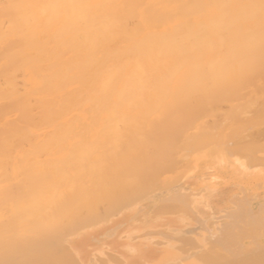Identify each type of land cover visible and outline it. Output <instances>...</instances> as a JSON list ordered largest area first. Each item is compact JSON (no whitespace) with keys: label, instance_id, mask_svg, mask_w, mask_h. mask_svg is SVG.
Wrapping results in <instances>:
<instances>
[{"label":"bare ground","instance_id":"6f19581e","mask_svg":"<svg viewBox=\"0 0 264 264\" xmlns=\"http://www.w3.org/2000/svg\"><path fill=\"white\" fill-rule=\"evenodd\" d=\"M0 57H2L3 60H5V62H4L2 59H0L3 62V66H1L2 63H0V69L2 67H4V69H5V66H6L5 70L3 68L2 69L4 70L5 75L7 72L9 74L8 76H5L7 78L10 77L9 78L10 81L7 80L9 83H7L6 87H8V89L10 87L9 90L11 91V93L9 92V94L7 93V95H6V93L4 94V92H1V93H3V95L5 97L7 96L6 98H8V96L10 94L11 95L9 97L10 99L8 98V100L5 97H4L5 99L2 98L3 97L2 95H1L2 97L0 96L1 97L0 99L6 100V103H4L5 101L4 102L1 101L3 103L0 102L1 107L4 104L3 108H2L4 111L1 110L0 114L2 112L5 116H8L6 114H8L10 112H13L10 115L13 116V114H14L13 122L11 120L12 123L8 122L11 119V116H8V117H10V119L7 120V122H5L4 124L1 123L2 121H0V125L2 124V126H1V128H3L2 130L7 129L8 126L10 125L9 130H7V131L5 130V132H7V134L4 133V136L7 135V138L5 137V141H8L9 140L8 138L11 137V136H9L10 135L9 133H11V135L13 137L15 136L13 138V140H15L14 142H16L15 138H18L19 136H21L22 139H20V140L22 141L24 139V141L22 142L23 143L22 147L25 146V144H26V148H27V150L23 149L24 152L22 151L23 152V155H22L21 154L22 152L20 151V147L18 146L21 142L18 145H16V146H18L19 151H20L19 153L23 156V158H21L22 156L20 154H19L20 158H18L17 152H16V154H17L16 157L15 156L12 157V153H13V151H15L13 148L11 149V147H10V149H11L10 151L8 150L9 148H7L8 146L5 148L6 151L3 148L4 153L7 152V150H8L9 152H7V153L11 152L12 159L16 158L13 160L18 161L19 159L20 160L22 159L23 161H27V162L22 163V161H18L20 163L16 162L18 164L15 165L16 163L14 164L12 161H8V159H9L8 157H6L7 160H6V158H4L5 157L4 153H2V156L3 155L4 156L0 158V159L3 158V161L5 160V162L7 161L6 165L10 162L13 163V166H14L15 172H16V175L14 174V176H16V177H14V176L13 177L15 179L18 177L19 183L17 182V180L15 182H17V184L18 185L20 184L21 186L25 185V187L24 186L23 187L26 188L25 194L23 193L24 196H23V194L19 195V196L24 197L23 200L21 201L22 197H20L21 198L20 199L19 197L11 194V193L16 192L15 190L13 192L11 190L12 188L13 189L16 188L17 191H20V190H18L19 188L14 187L15 182H9V185L10 186L13 185V187L10 189L11 192L8 190L9 193H7V194H4L2 192V190L3 191L6 190L5 188L3 189L4 186L2 188H0V197L4 196V198H2V203L4 201L8 202V200H9V203L11 204L10 205L7 202H6L7 204L3 203L6 206L5 208H7V209H5L6 213H9L8 208H10V206H11V208H13L12 203L14 202L13 203L14 207L17 206L15 211L17 209H19L21 211L20 208L25 206L26 212L23 210L24 209L23 208L22 210L24 212L23 211L20 212L21 216H23V217L27 216V219H29V220H31V219L35 220V218L37 219L36 223L31 222L32 226L27 225L28 228L26 226L24 227L21 224V223L27 224V222H23V221L27 220L26 218L25 219L24 218L17 219L16 217H11L12 219H15V222L14 223L8 222L7 223L8 225H7L5 222V221H7L6 217L10 218V216L7 214L4 215L5 214L4 210H2L4 205L3 204H2L3 206L0 205V209L2 208L0 211V214L2 213L1 215H4V217H2V216L1 217L3 220L5 219V221L2 220V223H0V228H1L0 232L3 230L1 232V235L7 234L6 232H8V231H9L8 234L10 233L9 237H4L5 235L4 236L2 235L3 237H0V248L3 249V250L0 249V251L2 252V253H0L2 255V257H0V264H4V262L2 263V261H5V259L2 260L1 258H3L4 255L6 256V253H7L6 251H8L7 255L9 254L10 251L11 252L14 251L15 253H17V251H20L19 249L21 248V246L19 245V243L17 244V245H19L18 246L19 248L15 247V246H14V248H12V250H8V248H7V247L11 248V245H13L12 241H14L15 239L19 240V237H20L19 235H18L19 236L18 238H13L12 234H21V235L23 234L24 235L25 230L23 228H25V229L27 228L29 230V227H30V229L33 230V231L30 230L31 231L30 233H32V232L34 233L33 236L29 233V231L27 229L26 230L28 231L27 234L29 233L31 235L32 239L34 238V236H36V237L38 236V237L42 238L44 236H39L38 235L39 233L37 235L35 233L39 232L38 231L39 229H40V232L42 233V234L40 233V235H43L44 231L49 232L50 227H51L50 224H49L50 226H48L49 229L44 230V228L45 227L47 228L49 221L51 222L53 220H54L53 223H55L54 225L56 226L58 223H57V221H55V219L59 221V224L57 226H60V224L62 223V220L64 219L65 221L63 220L64 221L63 223L66 224V226H67V228H66V226L64 225V227L66 228L65 233H66L67 229L69 230L70 233H68V231H67L66 235L63 236V233L59 232V231H63L62 229L60 230L61 227L58 228L59 229V231H58L54 226L53 229L51 228V231L53 230V232H54L53 235L55 237L57 235V240L56 239L55 240L60 241L59 238L63 236L62 242L57 243L56 241L53 240V238L48 237V234H45L46 235L45 237H47V238H45V240L47 239V241H48V239L50 238L51 240H49V241L51 243H49V241H48V243L46 244L47 241L44 242V241H42L43 239L41 240L40 238L38 239V237H37V239H38L37 242H39L40 247H39V244H37V242L34 243L31 240L32 244H34V245L37 244L36 249L43 247L44 243L48 246H54V247L56 246L54 250H57V251L59 249L58 247H60L59 253H62L63 250H64L63 253H65V251H66L68 253V254L66 253L67 254L66 257L67 258H68V256L72 257L73 260L75 261V263H77V264H103V263H105V259L108 258L107 255L119 259L121 261L120 262L121 264H154L153 262H156V261L154 260L155 258L152 254L149 255V249H150L151 245H148V244L151 242L154 245L153 242H155L154 240L157 241L158 237L157 238L152 237V239H151L152 241L151 240L148 241V238H146V236L150 233H152L153 236L155 234L158 235L157 233H159V231L161 233L162 230L161 229L159 230V226H157V227L153 226V224H155L156 222L160 223L161 221H158V219H157L156 221H154V223L151 222L152 225L147 224L145 221L140 226H138V224L134 225L133 221L135 222V220L136 219L138 220V218H140L139 216H141L138 214V212L142 208L137 206L139 209L137 208L136 209V210H138L137 213L135 212L136 214L133 215V221L131 222L132 223L131 226L127 225L126 227H123L122 224L118 223V220H121L126 215V213L130 210V209L129 210H126V209H127V207H129V205H128L129 203H132L133 201L135 202V199L133 198L135 196L132 195L133 192L131 193V191H130L131 189L128 186H125L126 184H124V186L128 187L130 190L129 189L125 190L124 186H121V185H120V187H121L122 191H123V188H124V191H127V190L129 191V197H128V191L123 192V194L121 193L122 191L118 192V190L120 191V189L118 188V190H117L116 185H115L116 190L112 189L113 187L111 188V186H112L113 181L115 182L117 180L114 179L113 181H111V179H108V178L109 177L111 178V175H112L113 178L115 176H118V181L121 180L123 178V175H124L123 173L126 172L125 169H127V168L129 169V171H127L126 173H130L129 175H131V171L133 173H137L139 170L142 171L141 166L144 167V164L142 165L141 162H140L141 163L140 165L137 164L138 166H140L138 171H137V168H138L137 166H136V168H134V169H136L137 172H135V170L130 171L131 167L129 168V166L132 165L131 163L134 162L136 159V158H132V161H131V157L134 155V153L137 154L135 149L134 150L132 149V147H134V146H132V144L135 141L134 138L135 137H137V139L139 138L138 140H140V142H141L140 138H142V137H140L139 132H137V131H139L137 122H139L140 134H141V132L145 133V131L146 132L148 131V129L146 130V128H145L146 127L145 123L147 121H148L147 124L149 125V127L151 129L149 127L148 128L151 131L153 128H155L156 131H159L157 129V127L160 124H158V122L155 118L154 119L151 118V120L156 121L157 125L155 124L154 121L152 122L151 120H148V119H150V117H148V118L146 117V119L144 118V121H146V122H144L142 120L144 123L143 122L141 123V120H139V118L141 119V117L145 116L144 114H147L146 116L153 115L152 113L155 112L154 110H156L154 108V106L158 107V105H161L166 101V98L168 97V93L171 91L169 89H174V91H172L173 93L170 92L169 95L171 94V97H172V94L175 93V95L173 96V97H175L176 95L182 94L181 93L182 88H184L183 90H185L186 88L188 89V90L186 89L187 94L191 92V91H189V89L190 90H193V89L197 90L196 88H198V89L202 90L204 88L205 89L211 88L209 91V94L210 95L212 94L211 95L212 98H209L210 95H208L205 92V89H204V91L202 90L203 93L205 92V94L208 95L209 100H207V101H209V102L211 101L210 99H213V100L216 99L215 101H217V99H220V98L216 97L217 94L215 93V92H218L219 90H220V92L222 89H223L222 92L225 90L223 93H221L223 95H225V92L227 90L230 91V92H228V91L226 92V94L229 96H231L232 94L234 95L235 94L234 90H235L236 94H237V95L235 94V100H236V103L238 102V104L235 103L234 105L232 104V106L235 107L237 105L238 108L239 107L242 108L243 104L245 105V103L248 102L245 105L246 108L249 109V107L251 105L254 108V106H255L254 101H256L255 100L256 98L254 97V95H253V97L255 99L254 100L252 99L253 101H251L249 98L248 99L250 101H246V99L241 100L240 99L241 96L238 97L237 88L238 89L243 88L242 93H244V91H245V93L248 91L249 93H246V95L249 94V95H247L248 97L251 96V93H253V91L250 92V90H248V89L246 91L245 90L246 87L255 86L254 90L258 91L262 95L264 92V0H0ZM3 70H0V72ZM6 70H7V72H6ZM2 74H3V72H2ZM15 75H16V77L18 75V78H21V80L15 78V80L17 79L16 81H18V83H20V86H21V89L19 88L20 92L17 90L18 88L17 89L15 88V84H17L13 81V77ZM5 77L1 80L2 82L0 81L1 84H4V85H1V88H2V86H4L3 87L4 89H6L5 83L7 82L6 80H4ZM1 78H2V76H1ZM19 80H20V82H19ZM8 84H11V85L8 86ZM17 85H16V87H20ZM257 86H259V87L256 88ZM1 88H0V90H4ZM212 88H217L218 91H215ZM176 89H178L179 91L178 92L175 91ZM231 89H234L233 93L231 92ZM257 89H259V90H257ZM7 90H5V91H7ZM143 90H145V91H143ZM166 90L167 91L169 90V92L167 93ZM201 90H200V92H201ZM211 90H214V93L216 94V96L213 95ZM176 92H177V94H176ZM198 92L197 93L194 92V93L198 94ZM200 92H199V94H202V96H204V94L202 92L201 93ZM186 93H183V94H185L187 96ZM191 94H192V92H191ZM185 95H182V97H184ZM244 95L245 94H243V97H247L246 95L245 96ZM179 96H177V98ZM202 96L200 95L199 100H196L197 98L194 97L193 95L189 96L191 99L187 96V98L189 100L188 101L189 106L191 104L190 101L193 98H194V101L193 100L192 101L195 102L194 104H197L198 102L200 103L202 100L206 99V97L204 98ZM220 96L222 97V95H220ZM236 96L239 99L238 98L236 99ZM214 97H216V98H214ZM224 97L225 96H223L222 98L224 99ZM233 97L234 96H232V98ZM253 97H251V98H253ZM169 98H170V96H169ZM223 99H222V101H223ZM227 99L228 100H226V101L231 103V100L229 98H227ZM233 100H234V98H233ZM233 100H232V102H235ZM9 101H10V104H9ZM218 101H217L218 103H220V104L222 103L220 100H218ZM244 101H245V103H244ZM193 102H192V104H193ZM212 102L210 103L211 106H212ZM227 102L223 101V105L222 104L221 105L225 107L226 105H224V103H227ZM239 102L242 105H240ZM251 102H253V103H251ZM176 103L177 102H175L174 105ZM6 104H9L10 106L6 105ZM142 104H145V105L147 104V108L149 109V110L147 109V111L152 112L151 115H150V113H147V111L144 110L145 109L144 107H146V106H144V105L141 106ZM149 104L152 106V108L150 107ZM181 104L178 105V103H177L176 108H177V106H179L177 108V110H176V108L174 109L173 107H172L173 110H172V108L169 110L168 108H170V106L168 107L167 103H166L167 110L169 111V113L167 114V117L173 118V116H175V115L177 117L179 115L178 114L179 110L183 111L181 113L184 114V116L179 115L180 119L175 118L174 121L172 120L173 123L172 122L171 123L174 124V123L178 122L180 124V122L182 123V121H183L184 122L183 124H185V121H187L188 123H186V124L188 126H190L192 124V121L195 120L194 122L197 123L196 129L198 131L202 130L200 132L201 138L203 135L205 136V134L207 132H209L210 130H211L210 132L212 135V132L215 131V129L214 130L212 129V128H215V127H213L215 124L214 120H215V118L220 116L218 114L222 113L223 111L220 112V109H217V112L218 111L220 112V113H217V117H216V115H214L215 117H212L209 115H208L209 117L208 116L205 117V118L208 117L207 121H208V119L211 122L213 121L212 127H210L211 125L207 126V129L209 130V131H207L205 125H203V124L201 125L200 123L198 124V122H197L198 119L196 117L202 113L204 114V112L206 113L209 110L208 108L211 106H208L209 104L207 105V102H206L205 104H206V107H208V108L205 109L206 108L205 107L204 108L205 110L203 109L204 112L201 113L199 111L200 113L198 112L199 114L196 117H195L196 114L192 115V116L190 115L191 116L190 117L188 114L189 113L188 111L185 112L187 114L184 113V111H186L185 109H183V108H185L184 103H183V106ZM203 104L204 103L201 102L199 105L204 107L205 104L204 105ZM213 104H215V102H213ZM229 104H227V106H229L230 108L233 109L234 107H232ZM5 105L8 108H10L12 111H10V110H8L10 112L5 111V109L7 108ZM107 105L110 106L111 108H107L108 107ZM139 105L142 107V109L144 111L139 109V108H141ZM247 105H249V107H247ZM227 106L225 108H227ZM259 106L260 105L258 104L257 107H259ZM1 107H0V109H1ZM136 107H137V109H135ZM212 107H215V106H212ZM221 107L219 106V108H221ZM153 108H154V110H153ZM212 109H210V111H212ZM261 109L262 108H260V107L258 108V110H260V111H258V113L259 112L264 113V111H261ZM174 110H176V112H174ZM213 110L216 111V109H213ZM242 110H245L244 107H243V109H241V112H242ZM253 110L256 111L257 109H253ZM253 110H250V111H253ZM157 111H158V109L156 110V113H157ZM170 111H172V112H170ZM191 111H193V110H191ZM197 111H198V109H197ZM232 111L233 110H230L229 114H226V115L224 114V115L227 118H230V116L235 117V115L238 116L237 113L236 114L234 113V115L232 113H230ZM245 111H248V110L246 109ZM235 112H237V111L235 110ZM158 113L160 114V111ZM170 113L173 114V116ZM212 113L214 114L215 112L213 111ZM4 115L1 114V117L3 118ZM134 115H138V118L135 117ZM205 115H207V113ZM210 115H212V114H210ZM227 115H229V116H227ZM130 116L131 117L134 116V118L133 117L131 118ZM193 116H194V118H193ZM222 116L223 115H221L220 117H222ZM250 116H247V117H249V119L253 120L252 121L253 124H257V122L260 120L259 117L261 115L259 117H254V119L252 117L253 115L251 116V118H250ZM119 117L120 118L125 117L124 120L128 124L130 123L129 125H135L134 124L135 120L133 121V119L137 118L136 119L137 120V122H136L137 123L136 124L137 129L132 128L133 126H131V128H132V131H133V129H136L137 131H135V132H137L138 135L136 136L134 131L131 132V134L133 133V135H130V137L135 136L134 138L131 137V139H132L131 142H129L130 138L125 136V133H126L125 130L126 129L124 128L125 126L123 125L125 123H122L120 125L121 128L118 127L119 126L118 124H120V122H121ZM185 117H186V119H185ZM247 117H244V118L246 119ZM4 118H3V120H4ZM92 118L93 119H96V118L100 119L101 118V120H106L105 124L104 123H101V124H104V125L110 124L111 127L109 125V130L104 131V130H107V128H105V126H104V128H105L104 129L101 126L103 129L101 128V132H100V129L99 130L94 129L98 119H96V121H95L96 123L94 122L95 125L93 124L94 128L90 126L91 124H88L90 122L89 120ZM126 118L128 120H130V122H127L128 120ZM190 118L191 119L193 118L192 121ZM211 118H213L214 120H212ZM257 118H259V120L255 121V123H254V120H257ZM262 118L260 121H264ZM177 119H178V121H176ZM224 119H225V117H224ZM237 119H239V117L236 118V121H239ZM245 119H243L244 123H246ZM249 119H247V121ZM5 120H6V118H5ZM113 120L115 121V123L113 122ZM179 120H181V121H179ZM230 120L232 121V122L231 121L230 122L233 123L234 120H232V118ZM76 121H79V123L81 121V124H78V122H77V124L73 123ZM189 121H191L190 125H189ZM210 121H208L207 124ZM84 122H88V123L85 124ZM225 122H226V120H225ZM6 123H9V124H6ZM153 123H154V125H153ZM179 124H177V125L175 124L177 129L180 128L177 130V132L182 131V129L185 128V127H183L185 125H183V124L179 125ZM113 125H115L118 128H116ZM221 125L223 127H221ZM248 125H249V127L251 126V124H248ZM4 126H5V128H4ZM98 126H100V125L98 124ZM141 126H143V127H141ZM203 126L205 127L207 132H205V129H202V128H204ZM242 126H244V125H242ZM258 126L256 127V129H258ZM85 127H88L89 131H90V128L91 129L93 128L92 131L98 130V132L95 131V133L90 135V138H85V137L89 136V135L87 136L86 134L83 133V131H85L87 129ZM122 127L124 130V135H123V133L121 134V132H123V130H121ZM134 127H136V126H134ZM198 127H201V128L199 129ZM208 127L211 129H209ZM219 127L222 130H224L223 128L226 127V125L224 126V123H222L219 125ZM141 128H143L144 131L141 130ZM190 128L192 130L195 127H193V124H192L190 126ZM190 128L188 127V129H190ZM246 128H247V126H246ZM246 128H244V130H246V132L244 130H242L243 133H246V134H243L237 130V132L239 134L243 135V136L242 135L239 136V137H241V136L243 137V138H239L240 141H243L242 139H245L247 136H248L247 137L248 139H245L246 142H247V140H248V142L251 141V140H249V138H251L252 136L255 139V137L259 131H260L259 133L261 135L260 138L262 139V136H263L262 134L264 133V131H262L263 129H261L262 127L260 129H258L259 131L255 129V126L250 127L251 129L247 128L248 130ZM78 129H80V130H78ZM88 129H87V132H88ZM75 130H78L81 132L79 135L80 139H78V140L67 139V141H65L66 140L65 138L69 137L72 132H73L72 136L73 137L76 136V132H78V131L74 132ZM197 130L194 129L193 131H197ZM252 130L255 132L252 133ZM193 131H191V133L193 134V135H191V137H193L194 135L198 136V134H197L198 131L196 133H193ZM247 131H250V132L248 133ZM261 131L263 132L262 134H261ZM3 132L4 131H2V133ZM152 132L155 133L154 129ZM165 132L167 133L168 131H164L163 133L161 131H159L158 133H160V134L162 133L164 135ZM202 132H203V135H202ZM219 132H217V133L219 134ZM229 132H233V131L228 130V131H226V135L223 136V137H226V139H225V141L222 142V144H223L222 147H224V148L226 147V149H227L228 145H225V144L229 143V140L234 141L233 135L231 136L232 139H230ZM74 133H75V135H74ZM183 133H185V131L179 132V134H182V135H183ZM220 133L222 135L223 132L221 131ZM238 133L237 134L235 133L237 135V136H235L236 139L238 138V135H239ZM247 133H248V135H247ZM255 133H256V135H254ZM111 134L112 135L116 134V135L112 136ZM155 134H157V132ZM167 134H169V132ZM179 134H177L176 137L174 138L175 139L174 142H172V140L170 139L172 144L175 143L176 140H178L176 138H177V136H179ZM207 134H209V133H207ZM207 134H206L207 138L205 139V137H204V139L206 141L203 138L202 139L199 138V136L197 137L198 140L194 139L195 136L193 138L189 137L191 140L194 139L193 141L196 140V142H197V143L195 142L196 144H193L194 143L193 141H191L193 143H191L190 141L188 142L189 138H187V139L185 138L188 142V143L186 142V145L187 144L189 145V143H191L190 145H192V144L194 145V147L187 145L189 147V149L186 147V149L189 150L190 154H191V152L194 153V151L195 152L198 151V150H193V149L198 148L197 145H199V146L204 145V144L200 145L201 140H202L201 143H203V140H204V143L209 141V142H207V143H210L209 145L206 143L207 147L208 146L210 147L211 144H213L217 140V138H215V139L213 138V137H215V135L217 136V134H215L214 136L212 135L213 137H211V135H210L209 140H207L209 138L208 137L209 135H207ZM2 135L3 134H1L0 136L3 138ZM109 135L111 138L108 137ZM188 135L189 134H187V136ZM16 136H18V137H16ZM61 136H62V138H61ZM105 136L107 137V139H105L106 138ZM120 136H121V138H123V136L125 137V139L123 138V141L125 143H126V138L129 139L127 142L130 143L129 147H131V146L132 147L130 149H128V151H130L132 149L134 153L131 150V152L133 154L131 153L132 156L129 155L130 156L129 157L127 155V153L129 154L130 152H128L126 150L127 151V153H126L125 149H124L125 146L122 148V145H120L121 148L124 149V152H122L123 154L120 153L123 155V157L121 155L120 158H124L125 161H127V160L130 161V163L128 161L124 162L125 163L124 165H126V163H129L128 164L129 166H126L127 168L123 167L124 168V170H123L122 161H120V158L116 159V156L118 157V155L115 156V154L112 153V151L114 152V150H107V151H111L108 153H111L110 155H113L114 160H116V161L113 160V156H112V158L110 157L111 158L110 159V163H111L110 166H111L112 172L110 171L111 172L110 175H109V173H106V176L107 175L109 176L106 178V179H108L107 183L109 182V185H108L104 182L106 180L105 175L103 174V176H101V174H100V173H104V170L101 171V170H99V168L101 167L100 165L104 164V162L102 163V161L106 160V162L108 163V161L106 159V155L104 153V151L106 150V147H111L110 149H112V147H115V149H118L119 146H116V145L119 142H120L119 144H122L121 141H118V138L116 139V137L120 138ZM151 136L154 137L152 141H154L156 145L153 142L154 146H151L153 144H150L151 141L148 139L147 136L145 137V139H148L150 143L147 142V144L146 143L143 144L141 142V145H140L141 148L144 149L145 152H147L146 154L148 157H149L148 154H150L152 152L151 151L152 148H150V147H155V149H154V151H155L157 149V145H158V141H156V140L160 139V137L158 138L156 135L155 136L151 135ZM164 136H166V135H164ZM184 136H185V134L182 137L184 138ZM227 137H229L228 141H226L228 139ZM178 138H180V136ZM183 138H181L179 141H181ZM257 138H259V137H257ZM61 139H64V141H60ZM154 139H156V140H154ZM212 139H214L213 142L211 141ZM236 139H235V141L238 140V139L237 140ZM259 139L257 141H259ZM13 140L10 139L9 143H6V142L1 143V141H0V147H1L0 151H2V147L4 145L6 146L7 144H9V145L13 144ZM107 140L108 141L111 140V143L108 142ZM116 140L118 142L117 144H116ZM168 140L169 139H167L166 142ZM222 140H220V138H219L218 139L219 143ZM262 140H264V139H262ZM142 141L146 142V140H142ZM231 141H230V146L232 145V142H233V141L232 142ZM198 142H199V144H198ZM248 142H247V144L245 143L246 145H249L246 148L247 150L251 145H253V148H254L255 145L257 144L258 147H256V148L260 149V152L262 149V156H264V153H263L264 146H262L261 143H259V144L256 143L254 145L251 142H249V143ZM107 143H110V144H107ZM128 143H126V144H128ZM171 143H168V144H170L174 148L176 146V143L174 144L175 146H173ZM177 143H178V141H177ZM236 143L233 145V147H235ZM111 144H112V146H111ZM136 144H135V146H136ZM142 144L147 145V146L149 144L148 148H150V149L145 148L146 146L142 147ZM222 144L220 143L218 145H220V147H221ZM239 144L240 143H238L236 146L237 149L239 148ZM242 144H244V143H242ZM123 145H125V144H123ZM170 145H168V147ZM177 145H179V144H177ZM137 146H139V145H137ZM171 146H170V149H172ZM206 146H205V148H206ZM216 146L214 145L215 148H216ZM241 146L242 147H240V148H242L243 150L242 149H239V150H241V152L243 151L242 152L243 156L246 157L245 153H249V155H251V156H249L251 158L248 157V159H252V156L254 154H256L257 151H259L255 148L256 152H255V150H253L252 153L246 152L247 150L245 148H243V145H241ZM126 147L128 148V145H126ZM233 147H230V148H233ZM160 148L158 149V151L160 150ZM162 148H161L160 152L162 153V155H164L165 158L163 157V159L166 160L167 162L164 161L165 162L164 163L163 161H161L163 159H158V161H161V163H162V166H160L161 165V164H159L160 162L156 163L158 161H156L157 159H154V161L150 162V165H151V163L152 164L154 163L153 166L155 169H158V167H160V169H158V170L162 171V169H163L164 172L167 171V169L170 168L169 166L172 165L171 161H174L172 156L174 157V159H176L175 157H177L176 160L178 161V163H177V161H176V163L178 164L179 167L181 166L180 165L181 163H179L180 159H181V162L183 160L185 161V162H183V163H185V165H186V163H188L186 158H188L190 155L187 152L186 153L188 156L185 155L186 154L185 153V150H186L185 147H183L184 148L183 150L179 149L180 147H177V149H175L176 153L171 152L172 154L167 149L168 155L164 154L165 153L164 149H163L164 153L162 152ZM200 148H202V147H199V152L204 149L203 148L200 150ZM230 148H228V149L232 150ZM250 148L252 150V146ZM122 149H120V150H122ZM147 150H149L151 152H149ZM179 150L184 151L183 153H185V154H183V155H185L187 157L181 156L182 152ZM204 150H206V149H204ZM219 151L220 150H218V152H217L218 154L213 153L212 154L213 156H206V155L202 156V155H200L202 157L199 156V158H197L198 154L196 156L195 154L192 153V155H194V156H192V155L190 156V158L192 157L193 159L188 158V160H189L188 164L189 165L187 164V168L189 170H187V171H186V168L184 167L185 165H183V163H182L183 166H181V167H183L184 171L181 175L182 176L181 178L184 180L185 184L189 183V184L195 185L198 188V192H196V191L191 192V190L185 191L184 190L185 184L184 185L180 184V186H178L179 188H177V190L179 189L178 190L179 192L177 190L175 192L176 193H180V192L182 193L184 190L185 191L184 194H182V195L177 194L178 195L177 196L176 194L171 192L169 194V196H165L164 197L165 200H162V201L169 202L168 199H172V198H170V196L173 197V195H174V197L176 196L175 198H178L179 195L182 197L184 195V198L186 200L183 199V201L182 200L181 201L184 202V200H185V204H186L187 200L188 201H191V200H189L188 197L186 198L185 194H186V196L188 194L193 195V197L191 198L192 200H193L194 194H195L196 199H194V201L197 203V205H195V206L202 207L203 210L205 209V212H206V210L209 211L210 215H211L210 217L216 221H219L216 228L214 226L215 230H209L208 229L206 231L209 232L210 237L212 235H214V239L211 238V240H210L211 242L212 241L215 242V240H216L215 238L217 236H219L220 238L217 237V239H220L219 240L220 242L217 240V242H219V243H217V242H215V243L220 245L221 241H223L222 240L223 239V237H222L223 231H225V234H227L226 231L227 230L229 231V229H230V231H232L231 228L233 226V225L231 226L229 224L231 221L228 219L229 222L228 223L225 222V223L227 225L229 224L228 227H231V228H229V229H228V227L223 228V225H224V223L222 222L223 219H225V218L227 219L228 217L234 216L233 214L236 212V209H240L239 211L241 213L243 211L242 209L244 208V207L242 209L240 208L241 202H239V199H240L239 196L241 194L237 196V194L233 193L230 190V186H232V185H233L232 187H234V185L235 186H237V185L241 186V190L243 191L244 187L242 186V180L244 179V176H246V174H249L248 173L249 169H248V167H246L244 165V163L242 164L241 162H239L236 159H232V160L229 159V158H232L231 157V151H230V153H227V154H226L227 151L225 152L223 149H222V151H220V152ZM25 152H26L27 156L24 155ZM29 152L32 153V154H29L30 158L34 157L36 155L39 156L41 154L46 155V153H50L51 155H53V154H56V155L57 154H65V155L59 156V157L55 156V155L54 156L50 155L51 157H48V158L51 162H46V161H48L47 157L44 159L45 162H42L41 160H38V162H37L36 157H35L36 160H34L33 158H31L32 161L30 160V158L28 156ZM44 152H46V153H44ZM98 152H100L99 154L102 153L105 157L103 156V159H101L102 158L101 156H100L101 158L96 157L95 153H98ZM145 152L143 151L144 155H145ZM155 152L157 155L160 153V152L158 153L157 151H155ZM180 152H181V154H180ZM221 152H224V154H226V156L221 154ZM241 152L239 151L238 153L240 154ZM7 153H6V156H8ZM92 153L95 154V156H94L95 160L93 162H95L97 158H98L97 160L100 162L99 163L97 161L96 162L97 164L92 162L93 166H91L90 164H92V163L86 159ZM124 153H126V155L128 157ZM177 153L180 154L179 155L180 159L178 158V156H174ZM257 153H259V152H257ZM33 154H34V156H32ZM201 154H203V153H201ZM214 154H216V155H214ZM144 155L141 156L142 162L144 161V159H146ZM166 155L169 157L167 158ZM25 156H26V158H25ZM46 156H48V154ZM139 156L140 155L134 156V157L138 158ZM158 156H160V155H158ZM228 156H229V158H228ZM40 157H38V158H40ZM125 157H127L129 159H127ZM143 157H144V159H143ZM240 157L242 158V156L238 155V159ZM254 157L256 158L255 155H254ZM160 158H162V156ZM262 158H261V160H262ZM25 159H27V160H25ZM85 159L87 160V164L85 163L86 161H84ZM124 159H123V161H124ZM139 159L140 158L136 159V161H138ZM169 159H171V160H169ZM62 160L66 161L67 163L66 162L62 163L61 162ZM68 160H70V161L68 162ZM112 160L115 163L111 162ZM117 160H119V162H117ZM149 160L150 159H148V161ZM71 161H75V163L77 162L76 164H78V165H75V163H70ZM78 161L80 163L81 162L82 163L79 164ZM136 161L133 164H136ZM252 161H253V159L248 161V162L251 163ZM263 161H264V158H263ZM2 162H0V165L2 164ZM39 162H41V163H39ZM116 162L119 163L118 165H120L122 163L121 164L122 169L120 168L123 171L122 178H120L121 177V174H120L121 170L119 169L120 166L117 168L118 165L116 164ZM169 162H170V165L168 166ZM174 162H172V163H174ZM11 163L7 165V166L10 165L9 166L10 169H8L9 167L7 168L8 170H10V172H11V166H12ZM21 163L26 165V166L21 165ZM31 163L34 165H32ZM98 163L100 165H98ZM107 163H106V165H107ZM143 163H145V161ZM253 163H255V162H253ZM261 163H264V162H261ZM73 164L75 165V167L78 166L77 169L79 171V173H78L79 175L84 171L86 172V173L84 172V174L83 173L81 174L84 177L83 176L81 177V175L79 177L76 176L77 178H81L80 180L79 179H76V180H79V181L84 180L85 174L87 176L94 174L93 176H91V178L89 176L91 181L92 180H94V181L91 182L88 178L86 180H89L91 184L93 182L98 183V181H100L102 184L104 183V186L105 185L110 186L109 188L113 191L110 192L111 194H109V192H107L109 195H113L115 193L114 191L118 192V193L116 192V194H119V193L122 194V195H120L121 199H118V200L116 198L120 197V196H117L116 194H115L117 196L116 198L114 197L115 195L110 196V198L108 199L109 204L111 203V197L112 198L114 197V199H116L114 204L111 203L115 206L119 202H122L124 200L123 199L124 197L125 198L128 197L129 198L128 200H133V201L128 202V204H126V205L124 202H122L126 208L122 205V203H120L118 205V207L120 209L122 206L124 207V208L122 207L123 210L121 209L119 211L118 216H116L117 214L115 212H114L116 214L115 217L112 216L114 214L111 215L109 213L110 211L108 212L109 215H111L110 216L111 220H114L113 218H116V221L113 223L112 230L109 229V230H111L110 232L107 230V234L104 233L106 238H109V239L111 238L113 240L111 244L104 241L102 238V236H103L102 223L106 222V221H103L100 218L102 221L101 222L100 220L96 219V217H94V215H92L90 217H88V215H86V217L90 218V219H88L90 222H95L96 220H98L99 223H96V224L92 223L91 224L90 222H86V224L89 223L91 225H89V224L83 225V223L80 222L82 224V226L78 227L79 226V222H78V223H76V225H78L76 227V229L74 227H72L71 231H70V229H69L70 225L73 224L75 220H77L74 218L75 220L72 221L73 218L71 216L77 215L73 211L75 208H73L72 206L79 203V198H81V197H77L78 200L76 198V200L78 202L73 198L75 204L73 202L74 205L71 206V204H72L71 203L70 204L71 207L69 206V210H68V208H65V207H63V208L59 207V208H62V210L61 209H59L58 211L56 210L57 212H55V213H58L57 214L58 216L57 217L55 216L54 217L55 219H53V215L55 213L53 215H51V212H50L51 210L48 211V207H52L54 210L56 207L55 206L56 203H58V201H60V199L63 202V200L66 197L69 199L72 196V193H73V195H75V193L77 192L75 187H74L75 190H73L74 192H71L72 190H70L71 189L70 186H72L73 183H71V182H70L71 184L67 183V181L70 180L69 178H72V177L74 178V176H75L74 172H72V173L67 172V171H70L69 169L71 167H72L71 169L73 171ZM84 164H85V166H83ZM94 164L96 166L98 165L99 168L96 167ZM157 164L159 165L158 167H157ZM18 165L19 166L21 165L20 167H23V166L26 167L27 170H25L24 167H23L24 169L21 168V170H20V167H18ZM80 165L83 167V168H81L83 170L82 172H81V169L79 168ZM104 165H102V166H104ZM257 165L258 164L253 165V166H257ZM94 166L98 169V171H101L100 173L98 171L96 173H98V175H100L101 177H104V178H101V180L103 179V181L99 180V177H98V175H96V173H93L97 170L96 168H93ZM105 166L103 167L104 169H105ZM110 166L107 165V167H110ZM114 166H115V168H114ZM163 166L165 167L166 170L164 168H162ZM166 166H167V168H166ZM174 166H176V165L174 164ZM189 166H190V168H189ZM16 167L19 171H21L20 175L18 173L19 171L16 170ZM258 167H261V166L259 165ZM258 167H255V168H258ZM262 167L264 168V166H262ZM262 167H261V169L263 170ZM91 168L94 169L95 171H92ZM103 168H101V169H103ZM146 168H148V166ZM171 168H174V167H171ZM64 169H66V172ZM85 169L86 170L88 169V170L86 171ZM132 169H133V167H132ZM144 169H143L142 174L145 173L144 176H146L148 174H146V169L144 172ZM155 169H152V170L155 171ZM176 169H178L177 176L179 177L182 169H179L177 167H176ZM22 170L26 171V172L23 171L24 173H26L25 176H21L24 174V173H22ZM90 170L92 171V173ZM107 170L108 169H106V171ZM262 170L260 171V168H259V170H253L251 172V174H249V176L251 177V180L254 179V180L259 181L257 183V186H259V187L263 184L261 181V176L263 174ZM116 171L119 173L117 174ZM148 171H150V169ZM151 171L148 173H151V175H152L153 171L152 172ZM170 171L171 170H169L168 172H170ZM2 172H3V174L0 175L1 176L0 178H2L3 175H5L4 169H2V171H0V174ZM156 172H158V171L156 170ZM168 172H167V174L173 173L172 171L170 173H168ZM9 173H7V174H9ZM140 173H139V177L142 179V184L139 183V181H141L139 178H137V181L135 180L139 184V185L137 184L138 186H136V189H138V191H140L141 188L143 190L145 188V185L149 184V183H147L146 179H144V181H143L144 176L141 177L142 175L140 176ZM159 173H157V174L159 175ZM17 174H18V176H17ZM161 174L166 175V173H161ZM10 175H11V173H10ZM10 175H8L7 177H9ZM119 175H120V177H119ZM126 175L127 174H125V176ZM136 175H138V174H136ZM125 176L123 178V180L125 179L124 182H123V180L121 181V183L119 181L120 184L125 183L127 178H128L127 181L131 180L129 177L125 178ZM148 176H146L145 178H147ZM157 176L155 178H157V180H158L160 175L158 177ZM7 177L3 176L5 183H7L9 181V179H8V181L6 182ZM19 177L21 180L19 179ZM22 177L25 179L24 181L22 180ZM134 177H136V176H134ZM242 177H243V179H242ZM10 178L12 181L14 180L12 178V176H10ZM155 178H153V179H155ZM176 178L177 177H175V179ZM181 178H178L176 180L178 182H180L182 180ZM138 179H139V181H138ZM149 179H151V177ZM175 179H173V181ZM64 180H67L66 183ZM72 180H75V179H72ZM157 180L155 179V181H157ZM0 181L4 182V181H2V179ZM60 181H62V183H63V185H60V186L61 187L64 186L68 190H70L69 193L71 192V196L67 194L68 191H66L67 190L66 188H65L66 190L63 189L65 193H63V191L60 190L61 187L58 188L59 190L57 189L58 186H56L55 184L59 185ZM79 181H78V184H76L77 181H72V182H74V186H76V185H79ZM127 181H126V183H127ZM150 181H151L150 186L153 184V182L155 184V181H153L152 179ZM159 181H162V179ZM22 182H24L25 184H21ZM81 182H84L85 184L88 183V181H81ZM110 182H112V183L110 184ZM136 182H134V183H136ZM143 182H145V184ZM11 183H13V184H11ZM162 183H163L162 186L166 185V182H162ZM67 184L69 185L70 189H69ZM91 184H89V185H91ZM102 184L101 185L100 184L99 185L94 184L97 186L93 187V185H91L90 187L88 186V188L86 186L85 188H87L88 191H85L86 190V189L84 190L85 185L83 186L82 183H80V185H79V186H81V187H79L80 192L79 191L78 192L81 193V195H82L83 194V192H81V188H82V190H84V192H86V194L89 196V198L98 199L99 196H96V194L99 195V191H100V195L102 193V190H99L100 189L99 187H102L104 189L106 187V186L103 187ZM117 184H118V182H117ZM169 184H168L169 186L168 185L167 186L171 187V185L172 184L174 185L175 183L170 181ZM3 185H5V184L3 183ZM7 185H8V183H7ZM18 185H16V186H18ZM20 185H19V187H21ZM86 185H88V184H86ZM140 185H141V187H140ZM52 186H56V187H52ZM118 186H119V184H118ZM23 187L20 189L23 190ZM91 187L92 188H96V187L99 188V189H97V191L95 189V191L98 193H96V194L92 193V191L94 189L92 190ZM107 187L105 189L106 191L109 190V189H107ZM52 188H54L55 190H53ZM76 188L78 190V186H76ZM139 188H140V190H139ZM256 188H258V187H256ZM56 189H57V191H56ZM90 189H91V191H90ZM150 189H151V187H150ZM159 189L162 191V189L164 190V187L162 188L160 186ZM159 189H158V191H159ZM165 189H168V188H165ZM238 189L240 190V188H238ZM105 190H103V192ZM145 190H147V189L145 188L144 191ZM239 190H237V191H239ZM263 190L264 189H262V192H263ZM60 191H62V193L64 195L67 194L66 197H64V199L60 197V193H61ZM95 191H93V192H95ZM144 191H142V192H144ZM56 192H58V193H56ZM146 192L149 193L148 191H146ZM151 192L155 193L154 191H151ZM243 192L249 193L248 191H245V190ZM243 192L241 195L242 200L240 199L241 201H244L242 196H244V198H245V195L247 194V193L243 194ZM259 192H260V190H259ZM130 193H131L132 197L130 196ZM1 194H3V195L1 196ZM124 194H125V196H124ZM6 195H8V196L12 195L15 198L17 197L18 199L17 198L16 199H17L18 203L15 201L16 199L14 197H13L14 199H12L14 201L12 202V200L9 199L12 197L8 198V196H6ZM76 195H78V193ZM90 195H93L95 197H92ZM139 195L141 196V198H144L146 196V195H144V197H142V193L138 192V195H136V196H139ZM150 195H152V194H150ZM251 195L252 194H250V193H249V195L247 194L249 199H251ZM68 196H70V197H68ZM147 196H149V195L147 194ZM84 197L85 198L87 197L85 195V193L83 194L82 199H84ZM166 197L167 198L169 197V198L166 200ZM182 197H180L179 199H182ZM89 198L87 200L86 199L85 200L88 201L87 202L88 206H90V207L93 206L92 209H94L95 208L94 203L95 202H96V204H98V203H97V201H94L95 199H93L92 202L93 201L94 202H93V205H91L92 202ZM135 198L139 199L140 197L139 198L135 197ZM19 199H20V202L18 201ZM68 199H67V202H68L67 204H69ZM252 199H254V197ZM56 200H58V201L55 203ZM139 200H141V199H139ZM160 200H158V201H160ZM213 200H216V202H217L215 204V209H213V207H212V201ZM247 200L248 199H246V201ZM71 201H73V200L71 199ZM86 201L83 200V204H86ZM98 201L100 203V202H102V199L98 200ZM117 201H119V202L117 203ZM175 201H177L176 203L181 202L178 199H174V202ZM194 201H193V203H194ZM53 202L55 205L49 206V205H53L52 204ZM112 202H114V201L112 200ZM170 202H173V201L170 200ZM248 202L250 203L249 200H248ZM23 203H25V205ZM64 203L66 204L65 200H64ZM80 203H82V202H80ZM89 203H90V205H89ZM158 203H161V202H158ZM181 203H179L178 205H176V204H173V205L177 206V208H178V206L181 205ZM193 203H191V204L193 205ZM196 203H194V204H196ZM0 204H1V202H0ZM17 204H19L20 206ZM61 204H63V203H61ZM65 204H63V206L68 207ZM83 204H80V205H83ZM109 204H107V205H109ZM185 204L183 203L182 206H184ZM21 205H23V206H21ZM160 205H159V207H160ZM163 205H166V204H163ZM186 205L189 206L188 203ZM186 205L184 206V209L186 208ZM248 205H247V207L249 208ZM77 206L79 208H77ZM77 206L75 209L76 212L78 209L81 210V207L79 205H77ZM84 206H86V209ZM84 206H82V207H84V209L82 208L83 210H86V211H87V209L89 210L87 205H84ZM258 206H259V204H258ZM45 207H46V210H45ZM130 207L134 208V206H130ZM259 207L261 208L262 205ZM56 208H58V207H56ZM112 208L114 209L115 207L113 206ZM133 208L131 210H133ZM162 208L160 211H163L165 209V208H163V210H162ZM191 208H190V206L188 207L189 210L186 208V210L188 211V215L190 213ZM107 209H108V207H106L104 212L107 213ZM115 209H117V208H115ZM115 209L113 211H115ZM118 209H117V211H118ZM175 209L176 208H173L174 211H176ZM194 209H195V207H194ZM245 209L246 208H244V210ZM261 209L264 210V207ZM6 210H8V211H6ZM11 210H13V209H11ZM66 210H68V212ZM70 210H72L75 214H72L73 212L71 213ZM83 210H81V211H83ZM193 210H191V212ZM259 210L257 208L258 218L261 221V219H263V218L260 217L259 213H264V211L262 212V210H260V211ZM61 211H63V212H61ZM89 211H87L86 213H88ZM113 211L111 213H113ZM165 211L166 210H164V213L166 214L167 211L166 212ZM194 211L197 212V209ZM247 211H249V213H250V211H251L250 208ZM22 212L25 214H23ZM65 212L70 213L67 216L68 221L66 220L67 218L63 217V216L67 215V213H65ZM150 212H151L150 213L151 215H149V216H152L153 212L152 211H150ZM196 212H192L193 213L192 215L193 216L195 215L193 217V219L196 217V214H195ZM80 213L84 214L85 211L84 212L79 211L78 214H80ZM91 213H92V211H91ZM245 213H243L244 215L242 213L240 214L243 216L242 220H241L242 223L247 222L246 220H243V218H244V216H246V214L249 216V219H250L251 215H252V217L254 216V214H252L254 212H251V214H249V213L245 214ZM88 214L91 215L90 213H88ZM183 214L187 215L185 213H183ZM200 215H201V213H200ZM40 216L42 217L41 218L42 220L41 219L40 220L42 221L41 223H43V226L41 224V226L43 228L40 227L39 225H38V227H36L37 223L39 222L38 219L40 218ZM154 216H156V215H154ZM154 216H152V217H154ZM43 217L44 218L46 217L45 218L46 220L43 219ZM78 217L81 219H79ZM86 217H83L84 218V220H83L82 215L76 216V218H78L82 222L87 220ZM136 217H138V218H136ZM188 217L192 218L190 215ZM263 217H264V214H263ZM71 218H72V220H71ZM180 218L184 219L182 217H180ZM197 218H199V217H197ZM197 218L194 220H202L201 219L202 217L200 219H197ZM235 218H237V220H238V217L235 216ZM258 218L255 220V217H254V220L256 221V223H257ZM92 219H94V221H91ZM167 219H163L161 217L160 220L165 221ZM21 220H22V222H21ZM60 220H61V223H60ZM69 220L72 221L73 223L70 222L71 224H68ZM172 220L174 221V223L171 222V225L172 224L174 225L175 223L179 224L178 223L179 221H181L180 224L183 223L182 220H179V219H178L179 221L174 220L173 218H172ZM237 220L233 221L232 223L237 222ZM254 220H252V221H254ZM110 221L108 219L107 223H109ZM241 221L240 222L238 221V223H240L239 225L242 224ZM4 222H5V225H4ZM184 222L185 223L187 222V224H185V226H188L191 223L188 220H185ZM188 222H189V224H188ZM202 222H204V220ZM202 222L198 225L199 226L201 225L200 228L202 230H205L206 228L204 226H202V224H205V223H202ZM261 222L263 223L264 220H262ZM107 223H105L104 226H107L108 225ZM256 223H254V224L251 223L250 224L251 227L248 226V228H247V226H244V228L242 226H240L243 230L241 229L239 232H243V234L244 233L247 234V236H246V238H248L247 241L254 239L251 237L254 236L255 234L251 235V234H248L247 232L251 228H253L254 227L253 225H255ZM29 224H30V222H29ZM33 224H35L36 226ZM62 224H61V226H63ZM135 224H136V222H135ZM169 224H167V225L169 226ZM226 224H225V226H227ZM110 225H111V222H110ZM195 225H197V224L195 223ZM149 226H151V227H149ZM152 226L154 228H152ZM199 226L190 225V226H188V228L189 227L190 228H193V227L196 228ZM14 227L19 231H10V230H12V228L15 229ZM17 227H19L23 231ZM64 227H62V228L64 229ZM171 227L172 226H170L168 229H170ZM182 227H183V225H182ZM4 228H6L5 232H4ZM33 228L34 229L39 228V229L34 231ZM41 228H42V231H41ZM73 228H74V230H73ZM172 228H174V227H172ZM176 228L180 230V227H176ZM184 228L185 227H183V230H184ZM203 228H205V229H203ZM222 228H223V230H222ZM145 229H147V230H145ZM152 229L154 231H156L157 233L152 232L153 231ZM157 229H158V231H157ZM174 229H172L170 231H173ZM196 229L194 230V232L197 231ZM201 229H200V231H201ZM247 229H249V230H247ZM142 230H145V231L149 230L148 233L144 231V233H147V234H143L145 236V239H144V236L142 237L144 240L142 238H140V236L142 234L141 235L137 234L139 231H142ZM245 230H247V231H245ZM253 230L256 232V234L259 233V231H256V228H254ZM189 231H191V230H188V232ZM198 231H199V229H198ZM47 232H45V233H47ZM58 232L60 234H62V236H60L58 234ZM164 232L165 231H163L162 233L166 234V232H168V231H166L165 233ZM192 232H193V230H192ZM194 232L191 235L192 238L194 235L196 237H198V235L200 233H201V235L203 234L202 231L199 233L195 232L196 234ZM237 232H238V230L236 232H232L234 237H235V240L233 241V243L231 245L235 244L236 245V246L234 245L235 249L237 247H239L238 249L241 248L240 250L243 251V249H246L248 247V245H246L247 247L245 245H243L246 248H244V247L242 248V245L240 247V245H238V244L240 243L239 241H242L240 239V237L241 238L243 236L245 237L246 234L243 235L242 233L240 234L238 232V235H243V236H238L240 239L239 240L238 237L236 238V236H235V235H237V234H235ZM140 233H143V232H140ZM170 233L172 236V237L170 236L171 241H172V239L175 240L174 238H177V237L173 236L175 234V232H174V234H173V232H170ZM8 234H7V236H8ZM135 234L138 235L140 239L138 238V236L133 238V236ZM152 234H151V236H152ZM189 234H187V232L186 233H184V232L180 233V235H182V239H180L179 242H185L187 240V238L185 236L190 237ZM215 234H217V236H215ZM261 234L262 233H259L257 235V237L256 236L255 237L258 238V236ZM23 235H22V237L25 239L24 242H26V240H28V239H27V237H24ZM53 235H51V232L49 233V236L54 237ZM58 235L60 237H58ZM201 235H199L200 236L199 239L202 237ZM230 235H229V238H230ZM26 236H28V235H26ZM148 236H150V235H148ZM158 236L161 237V235H158ZM249 236H251V237H249ZM165 237H166V235H165ZM179 237L181 238V236H179ZM231 237L232 238L230 240H233L234 239L233 236H231ZM4 238H6L5 240H6V242H8V244L10 243L9 246H7V243L5 242ZM7 238H9L10 241L13 239L11 241L12 243L9 242ZM23 238H21V239L24 240ZM35 238L33 239L34 241H35ZM121 238H123L124 242L122 241L123 243L118 244L119 242H121ZM135 238H138V241H140V242H138V243L134 242ZM183 238L186 240H184ZM202 238L205 239L206 236L202 237ZM227 238H224V240ZM158 239H160V238H158ZM196 239H198V238H196ZM176 240L178 242L179 239H176ZM176 240H175L174 244H176ZM193 240H195V238H193ZM2 241H4V242H2ZM52 241L55 242L54 244H56V245H49V244H53ZM203 241L205 242V240H203ZM235 241L238 244H236ZM24 242H22V243H24ZM163 242L167 245L168 241H166V240L162 241L161 240L158 243L156 242V244H158L157 246H161ZM230 242H232V241H230ZM230 242L229 243L227 242L228 245L226 244L229 247H231V245H229ZM248 242L250 243L251 241H248ZM4 243H6V244H4ZM28 243H29V241H28ZM42 243H43V245H42ZM169 243L170 242H168V244ZM186 243H188V241H186ZM195 243L196 242H194V244ZM206 243H210L209 240H207ZM223 243H225V242H223ZM223 243L221 245H223ZM253 243L254 242H251V244H253ZM26 244H27V242H26ZM57 244H60V245L58 246ZM179 244L180 243H177L176 245L178 246ZM23 245H25V244H23ZM27 245L29 247V244H27ZM166 245H162V246L164 247ZM196 245H197V243H196ZM200 245H199V247H200ZM221 245H220V248L222 247ZM4 246H6V248H7V249L5 248L6 251L4 248H2ZM35 246H33V247H35ZM168 246H169V248L166 247V249L168 248V252L167 251L164 252L165 250L164 251L162 250L164 253H162V251L160 253L161 249L159 247H157V248H159V249H157L159 251V253H157V254L158 255L160 254V255L158 257L159 261L156 264H169V263H171V259H172V262L174 260V261H176L175 263H179V264H199L200 263L199 260H198L199 263H196L197 261L195 262V261L191 260L192 257L193 256L196 257V255L198 253L196 252L197 254L192 255L193 252H195V251L189 252L187 245H185V246H186V249L188 251H185V252H188V254L186 253L184 255H182L183 253H181V251H179V254L175 253L176 251L174 252V254H172L173 252L171 251V254H170L169 251L172 250V249H170V247L173 248L175 246L173 245V247H172V246H170V244ZM182 246L180 245V247H178V249L180 248L181 250H183V248L185 246L183 248H182ZM227 246H226V248H229ZM234 246H233V248H234ZM260 246L263 247L264 245L263 246L260 245ZM260 246L257 248V249L260 248L259 254L256 255V257L258 256L257 259L260 256L262 259L263 258L262 256L264 254L263 253L264 247L262 248L263 251L261 252ZM44 247H46V246L44 245ZM195 247L198 248V245ZM211 247H209V249L211 251H214V253H216V251L212 250ZM223 247H225V245H223ZM15 248H17V249H15ZM62 248H63V250H62ZM233 248L231 247L232 250H233ZM13 249H15V250H13ZM24 249H26V248H24ZM36 249H35V251H36ZM50 249L53 250L52 247ZM50 249L49 250L45 249L46 254L48 253V251H50V252L52 251ZM152 249H150L151 253L157 252L155 249H154L155 251L153 250V252H152L151 251ZM178 249L175 248V250H177V251H178ZM191 249L192 248H190V250ZM200 249L201 250L198 249L199 254L201 253L200 251H202L205 248L204 247L202 248V246H201ZM249 249H250V247H249ZM253 249L254 248L251 249L252 252L249 250L250 253L247 251L248 254L253 253L255 255L256 253L253 252ZM60 250H62V252ZM184 250H183V252H184ZM220 250H224V249H220ZM4 251L6 253H4ZM32 251H34V249H32ZM234 251H236L234 253L237 255V249ZM242 251L241 252L238 251L239 256H240V253L242 255ZM224 252H225V250H224ZM260 252H261V254H260ZM180 253H181V255H180ZM202 253L205 254L204 250L202 251ZM207 253H208V251H207ZM244 253H243V255L245 256ZM12 254H9L8 257L6 256V261L8 260V258H11V257H12L11 259H13L14 256H12ZM210 254L207 255L208 257L206 256V254L203 255L205 257L202 256L203 257L202 261H203V259H205L207 257V261L204 260V264H206L205 262H207L208 264L211 263V261H212L211 259H213V258H215L218 261L219 257H217L214 254L215 257L212 258L213 252ZM224 254L228 255V256L230 255V253L229 254L224 253ZM48 255L50 256V253ZM63 255L65 256V254H63ZM198 255L196 257L197 259H198ZM209 255H210V257H209ZM238 255H237V257H238ZM252 255H249V256L252 257ZM49 256H48V259H49ZM54 256L55 255L50 256L52 258L51 260H53V258H57L56 256L55 257ZM244 256H242L243 258L242 257L241 258L244 259ZM17 257H23L22 259L25 261V259H24L26 257L25 251L23 250V256L20 252H18V255H16V257H14V258L16 259ZM31 257L32 258H30V256L29 257L27 256L28 259H26V261H29V263H31V262L33 263L36 261L33 264H37L38 263L37 260L35 258H34L35 261L33 260V257H35V256L33 255ZM37 257H40V256L37 255ZM60 257H62V256L60 255ZM66 257H63V258L66 259ZM151 257L153 258V260H151ZM229 257H231V256H229ZM256 257H254V259H256ZM102 258H104L103 262H102ZM115 258H113V259H115ZM209 258H211V259L209 260ZM57 259H59V257ZM57 259H56V261H57ZM117 259H116V264H118ZM215 259L213 260L214 262L216 261ZM234 259L236 260V257L235 258L233 257V260ZM238 259H240V258L238 257ZM246 259H248L247 262H249V258H246ZM261 259H259V260L262 261ZM23 260H22V262H23ZM98 260H100L102 263L99 262ZM250 260H252V259H250ZM259 260H255V261L258 262ZM60 261H61V258H60ZM66 261H68V260L66 259ZM202 261L200 264H202ZM220 261H221V259H220ZM220 261L218 262V264L220 263ZM240 261L242 262V260L240 259L238 262L236 261L237 263L236 262L235 263L233 262V263L239 264V263H241ZM253 261H252V263H254ZM8 262H9V260H8ZM8 262H6L5 264H8ZM110 262L111 261H110V257H109V263ZM214 262L212 264H214ZM247 262H245V263H247ZM39 263L45 264L46 262L44 261V263H42V260H40ZM54 263L60 264L59 262H54ZM67 263H69V262H65V264H67ZM175 263H173V264H175ZM228 263H230V262L228 261ZM62 264H64L63 261H62ZM112 264H115V263L113 262ZM223 264H224V262H223ZM247 264H249V263H247ZM256 264H258V263H256ZM259 264H261V263H259ZM262 264H264V260L262 261Z\"/></svg>","mask_w":264,"mask_h":264},{"label":"rangeland","instance_id":"374dc122","mask_svg":"<svg viewBox=\"0 0 264 264\" xmlns=\"http://www.w3.org/2000/svg\"><path fill=\"white\" fill-rule=\"evenodd\" d=\"M0 59L3 60L2 57H0ZM2 60H0V63H2L1 66H3V62H2ZM3 61L5 62V60H3ZM2 68L4 69V67H2ZM2 68H1L0 70H3ZM5 69H6V66H5ZM5 69H4V70H5ZM4 70L0 72V73H1L0 75L2 76V78H1V76H0V78H1L0 81H1L5 76H8V75H9L8 72H7V70H6L7 73H6V75H5ZM2 72H3V74H2ZM19 77H20V76H19ZM9 78H10V77H9ZM9 78L5 77L4 80H6V81H7V80L10 81ZM15 78L20 79V80H21V78H18V75H17V77H16V75L13 77V81H14L15 83L18 84V85H17V84L14 83V84H15V88H16V89L18 88L17 90L19 91V88L21 89V86H20V83H18V81H16L17 79L15 80ZM4 80H3V81H4ZM20 80H19V82H20ZM8 81L5 83V84H6V85H5V88H6V89L3 88L4 86H2V88H1V85H4V84H1V83H0V88H1V89H4V90H0V93H1V92H4V94L6 93V95H7V93L9 94V92L11 93V91L9 90L10 87H9V89H8V87H6V86H7V83H9ZM1 82H2V81H1ZM4 82H5V81H4ZM10 85H11V84H8V86H10ZM16 85H17V86H20V87H16ZM258 87H259V86H257L256 88H258ZM254 88H255V86H252V87H246V89L244 88L246 91H247V89L250 90V92L253 91V93H251V96H250V97L247 96V95H249V94L246 95V93H249L248 91H247L246 93H245V91H244V93H242V92H243V90H242L243 88H239V89L237 88L238 97L241 96V97H240L241 100H242V99H243V100L246 99V101H250V100L253 101V100L256 98L255 100L258 102V103H257L256 101H254V104H255L254 108L252 107L251 104H250V105H251L250 107H249V105H247V107H249L250 110L257 109L256 111H255V110L250 111V110H249L248 108H246V106H245L246 103H248V102L245 103V101H244L245 105L243 104V107H244L245 110L247 109L248 111L242 110V112H241V109H243L242 106H241L242 108H240V107L238 108L237 105H236L237 107H236V106H235V107L232 106V104L234 105V104L236 103V100H235V94H236V91H235L234 89H231V92L233 93V90H234L235 94H234V95L232 94L231 96H229V95L226 94V92H227L228 90L225 92V95H223V94H221V93H223L225 90L222 92V90H223V89H222L221 92H220V90L218 91L217 88H212V89H214L215 91H218V92H215V93L217 94V96H216V94L214 93V90H211L214 96H216L217 98H220V99H217V101L220 100V101L222 102V103H221L222 105H223V101L227 102L226 100H228L227 98H229V99L231 100V103H230V102H227V103H224V105L227 106V104L230 103L229 105H231L232 107H234L233 109L230 108L229 106H227V108H225L226 106H225V107L222 106L220 103H218L219 101H218V102L215 101L216 99H214V100H213V99H210V100H211L210 102L207 101V100H209V99H208V95H210V94H209V91H210L211 88H206V89L204 88V89H205V92H206L208 95L205 94V92L203 93L204 89H202L203 91H202L201 89H198V88H196L197 90H195V89L190 90V89H189V91H191L192 94H191V92L187 94L186 92H187L188 89L186 88L187 90L185 89V90H186V91H185V90H183L184 88H182V92H181L182 94H179L180 96H179V95H176L175 97H173V96L175 95V93L172 94V97H171V94L169 95L170 92L173 93L172 91H174V89H169V90H171L170 92H169V90H168V91L166 90L167 93L169 92V93H168V97L166 98V101H165L163 104L158 105V107H155V106H154V108H155L156 110L158 109L157 113H156V110H154V108H153V110H154L155 112H153V113H152V112H148V111H147V109H148V108H147V104H146V105H145V104H142L141 106H143V105L146 106V107H144V108H145L144 110L147 111V113H150V115H151V113H152L153 115H151V116H149V115L146 116L147 114H144L145 116L141 117V119L139 118V120H141V123L144 121V118L146 119V117H147V118L150 117V119H148V120H151V118H153V119L155 118V119L157 120L158 124H160V125L157 127V129H158L159 131H161L162 133H163L164 131H168V132H169V134H167L168 132H167V133L165 132L164 135H166V136H164L162 133H161V134L158 133L159 131H156L155 128H153V129H154V132H155V131L157 132V134H155L156 132L153 133V132H152L153 129H152V131H151V130H150L151 128H150L149 125L147 124L148 121H147V122L144 121V122H146V123H145V124H146V127H145V128H146V130L148 129V131H147V132L145 131V133L141 132V134H140L139 122H137V120H136V119L138 118V115H134L135 117H137V118L133 119V121L135 120V123H134L135 125H129L130 123H129V124L126 123V121L124 120L125 117H121V118L119 117L120 120H121V122H120V124H118L119 126H118V125H117V126H118L119 128H121L120 125H121L122 123H125V124H123V125L125 126L124 128L126 129V130H125V132H126V133H125V136H126V137H129V138H130V141H129V142H131V140H132L131 137H132V136L130 137V135H133V133L131 134V132H133V131H134V132L137 131L136 129H137V125H138V130H139V131H137V132H139L140 137H142V138H140V139H141V142H142L143 144H145V143L147 144V142L150 143L149 140L151 141L150 144H153L154 141H152V140H153L154 137H152L151 135H153V136L156 135L158 138L160 137V139H158V140L154 139V140L158 141L157 149H156L155 151H157V152L159 153V152L161 151V148L163 147V148H162V152L164 153V151H165L164 154H167V155H168V150L170 151V153H171V152H173V153L175 152V153H176L175 149H177V147H180L179 149H181V150L184 149L183 147H185V149H186V147L189 149L188 146L194 147L193 144H196L197 142H196V140H195V141H193V140H194V139H197L198 136H199V138H201V137H200V136H201V133H200V132H201L202 130L198 131V130L196 129V127H197V123L194 122L195 120L192 121V119L194 118V116H193L192 119L190 118L191 121H192L193 127H195V128H193L192 130H191V128H190V126L192 125V124H191V121H189V125L191 124L190 126H188V125L186 124V123H188L187 121H185V124H183V123H184L183 121H182V123L180 122V124L185 125V126H183V127H185V128L182 129V131H185V133H183V135L185 134L186 137L184 136V138H183V137H182L183 135H182V134H179V132H182V131L177 132V130L180 129V128L177 129V127L175 126V124L177 125V124H179V123L177 122V123L172 124V123H173L172 120L174 121L175 118L180 119V118H179V117H180L179 115L184 116V114L181 113V112H183V111H180V110H179V113H178L179 115H178L177 117H176V115L173 116V114H171V113H170V114L173 116V118H172V117H167V114L169 113V111L167 110L166 103H167V106H168V107L170 106V108H168V109L170 110L172 107L175 109L177 103H178V105H180V104L183 102V103H184V107H185V108H183V109L186 110V111H184V113L188 111V112H189V113H188L189 116H190V115L192 116V115H195V114H196V115H195V117H196L200 112L202 113V112H204L205 109L208 108V107H206V104H205L206 102H207V105L209 104L208 106H211L210 103L213 101V102H215L216 105L213 104V102H212V106H215V107H212V106L209 107V108H208L209 110H208V111L206 110V111H207V112H206L207 115H205L206 113L204 112V114L202 113V114L198 115L196 118L198 119V121H197L198 124L200 123L201 125H202V124L205 125V126H206V129H207V126H208V125H209V126L211 125L210 127H212V124H213V121L211 122L209 119H208V121H210V122L207 124V122H208V121H207V118H208L209 116L215 117L214 115H216V117H217V113H220L221 111H223V112H222L223 114H222V113L218 114V115H220V116L223 115L222 117L218 116L217 118H215V120H214L213 118H211V119L214 120V122H215V124H214V126H213V127H215V128H212L213 130L215 129V131H213L214 133L212 132V135L214 136L215 134H217V136L215 135V137H213V136L211 135V132H210L211 130L209 131V130L207 129V131H209V132H207L204 126H203L204 128H202V129H205V132L209 133V134L206 133L207 135H209V136H208L209 138H208L207 140L210 139V135H211V137H213L214 139L217 138V140H216L213 144H211L210 147H209V146L207 147L206 145H207V144L209 145L210 143H207V142H209V141H207V142L204 143V140H205L207 137H206V134H205V136H204V135H203V132H202V135H203L202 138L204 139V137H205V139L203 140V143H201V142H202V140H201L200 145H201V144H204V145H201V146L197 145L198 148H197V149H193V150H198L197 152L194 151V153L191 152V154H190L189 150L186 149V150H185V153H186V152L189 153L190 156L192 155V153L195 154L196 156H197V154H198V157H197V158H199L200 155H202V156H205V155H206V156H213V155H212L213 153H217L218 150L222 151V149H223L225 152L227 151L226 154H227V153H230V151H231V157H232V158H229V156H228V158L231 159V160H232V159H236V160H238L239 162H241L242 164L244 163V165H245L246 167H248V169H249V170H248V173L251 174V172H252L253 170H259V168H260V171H261V170H262L261 167L264 166V163H261V162H264V161H263L264 156H262V149H261V152H260V149H257V148H256V147H258L256 143H258V144L261 143L262 146H264V140H262V139H264V137H263V136H264V133L262 132V131H264V121H260L262 117H263L262 119L264 120V113H263V112H261V113L259 112V113H258V111H260V110H258L259 107L262 108L261 111H264V96H263V95H264V92H263V95H262V94H260L258 91H255ZM260 88H261V87H260ZM7 89H8V90H7ZM191 89H192V88H191ZM219 89H220V88H219ZM240 89H241L242 91H241ZM5 90H7V91H5ZM200 90H201V92L204 94V96H202V94H199ZM257 90H259V89H257ZM260 90H261V89H260ZM262 90H263V89H262ZM143 91H145V90H143ZM175 91L178 92L179 90L176 89ZM189 91H188V92H189ZM193 91L196 92V93L199 91V92H198L199 95L196 94V93H194ZM19 92H20V91H19ZM177 92H176V94H177ZM201 92H200V93H201ZM219 92H220V93H219ZM228 92H230V91H228ZM179 93H180V92H179ZM183 93H186L188 97L193 95L194 97L197 98L196 100H199L200 95H201L202 97H204V98L206 97V99H205L206 101L201 99V100H202L201 102H203V103L205 104V105L203 104L204 107L201 106L202 104L199 105L201 102H200V103H199V102H198V103L196 102L197 104H194L195 102H193V101H194V98H193V97H192V98H193V99H192L193 101H192V100L190 101L191 104H192V102H193V104H192V105L190 104V106H191V107H190V106H189V103H188L189 100H188L187 96H186L185 94H183ZM218 93H219V94H218ZM190 94H191V95H190ZM194 94H195V95H194ZM243 94H245L247 97H243ZM1 95H2L3 97H2ZM10 95H11V94H10ZM10 95L8 96V98L10 97ZM182 95H185V96L182 97ZM206 95H207V96H206ZM211 95H212V94H211ZM211 95L209 96V98H212ZM220 95H222V97L225 96L224 99H223ZM236 95H237V94H236ZM245 95H244V96H245ZM253 95H254L255 98L253 97ZM0 96H1L2 98L5 97V96L3 95V93H1ZM169 96H170V98H169ZM177 96H179V97L177 98ZM218 96H219V97H218ZM232 96H234V97H233L234 100H233ZM1 97H0V98H1ZM6 97H7V96H6ZM6 97H5V98H6ZM216 97H214V98H216ZM238 97L236 96V99H237ZM251 97H253V98H251ZM5 98H4V99H5ZM8 98H6V99L8 100ZM189 98H190V97H189ZM248 98H249L250 100H249ZM9 99H10V98H9ZM167 99H168L169 101H168ZM190 99H191V98H190ZM222 99H223V101H222ZM238 99H239V98H238ZM247 99H248V100H247ZM252 99H253V100H252ZM230 100H229V101H230ZM232 100L235 101V102H232ZM1 101H3V102L5 101L4 103H6V100H2V99H0V102H1ZM3 102H1V103H3ZM175 102H177V103L174 105ZM180 102H181V103H180ZM255 102H256L257 104H256ZM7 103H8V102H7ZM183 103L181 104L182 106H183ZM251 103H253V102H251ZM9 104H10V101H9ZM9 104H6V105H9ZM236 104H238V102H237ZM239 104H240V102H239ZM258 104L260 105L259 107H257ZM1 105H2V104H1ZM3 105H4V104H3ZM3 105H2V107L0 106V107H1L0 112H1V110L4 111V110L2 109V108H3ZM6 105H5V106H6ZM109 105H110V104H109ZM149 105H150V104H149ZM240 105H242V104H240ZM240 105H239V106H240ZM9 106H10V105H9ZM107 106H108V105H107ZM139 106H140V105H139ZM141 106H140V107H141ZM193 106H194V107H193ZM219 106H220V107L222 106V107L219 108ZM6 107H7V106H6ZM6 107H5V108H6ZM150 107L152 108L151 105H150ZM178 107H179V106H177V108H178ZM192 107H193V108H192ZM205 107H206V108H205ZM7 108H8V107H7ZM7 108H6V109H7ZM107 108H111V107L108 106ZM151 108H150V109H151ZM173 108H172V110H173ZM177 108H176V110H177ZM181 108H182V107H181ZM181 108H180V109H181ZM204 108H205V109H204ZM212 108H213V109H216V111L213 110ZM6 109H5V111H8V110L12 111L10 108H8L7 110H6ZM135 109H137V107H136ZM139 109L143 110L142 107L139 108ZM197 109H198V111H197ZM203 109H204V110H203ZM210 109H212V111H210ZM217 109H220V112H219V111L217 112ZM238 109H239L240 111H239ZM144 110H143V111H144ZM148 110H149V109H148ZM176 110H174V112H176ZM191 110H193V111H191ZM230 110H233V111L230 112V113H232L233 115H234V113H235V114L237 113L238 116L235 115V117H234V116H233V117L230 116V118H227L225 115H226V114H229V111H230ZM235 110H236L237 112H235ZM10 111H8V112H10ZM137 111H138V110H137ZM159 111H160V114L158 113ZM199 111H200V112H199ZM213 111L215 112L214 114L212 113ZM170 112H172V111H170ZM177 112H178V111H177ZM198 112H199V113H198ZM225 112H226V113H225ZM239 112H240V113H239ZM4 113H5V112H4ZM6 113H7V112H6ZM12 113H13V112H10V113L6 114V115H8V116H11V119H10V117L5 116V115L3 114V112H2L1 114L4 115L3 118L5 117L6 120H5V118H4V120H3V118L1 117V114H0V117H1V118H0V121H2L1 123L4 124V123L7 122V120H9V119H10V121H8V122H9V123H12V122H13V118H14V114H13V116L10 115V114H12ZM185 114H187V113H185ZM210 114H212V115H210ZM224 114H225V115H224ZM251 114H252L253 116H252ZM259 114H260L261 116H260ZM139 115H140V114H139ZM202 115H203V116H202ZM204 115H205V116H204ZM208 115H209V116H208ZM230 115H231V114H230ZM250 115L253 117V119H254V117H259V116H260V117H259L260 120H259V118H257V120H254V123H255V121H258V120H259L260 122L258 121L257 124H253V122H252L253 120H252V119H249V117H247V116H250ZM134 116H132V117L134 118ZM168 116H169V115H168ZM185 116H186V115H185ZM189 116H188V117H189ZM191 116H190V117H191ZM206 116H208V117L205 118ZM227 116H229V115H227ZM236 116L239 117V119H237V120H239V121H236V118H237ZM241 116H242V117H241ZM251 116H250V118H251ZM128 117H129V116H128ZM128 117H127V118H128ZM130 117H131V116H130ZM132 117H131V118H132ZM139 117H140V116H139ZM224 117H225V119H224ZM244 117H247V118L245 119ZM127 118H126V119H127ZM168 118H169V119H168ZM182 118H183V117H182ZM231 118H232V120H234L233 123H231V122H232V121L230 120ZM1 119H2V120H1ZM96 119H98V120H97V123L95 122ZM96 119H93V118H92V119L89 120L90 122L88 121L89 123H88V122H84V123H85V124H86V123L91 124L90 126L94 128V125H95L94 122H95L96 125H95V128H94V129H98V130L100 129V132H101V128H102V127L104 128V126H105V128H107V130H104V131H108V130H109V125H110V124H109V125H107V124L104 125L105 122H106V120H101V118H100V119H99V118H96ZM108 119H109V118H108ZM178 119H177L176 121H178ZM185 119H186V117H185ZM223 119H224V120H223ZM240 119H241V120H240ZM243 119L246 120V123H244ZM247 119H249L250 121H249V120L247 121ZM11 120H12V122H11ZM93 120H94V121H93ZM117 120H118V119H117ZM127 120H128V119H127ZM142 120H143V121H142ZM222 120H223V121H222ZM225 120H226L227 123L225 122ZM151 121H152V120H151ZM153 121H154V120H153ZM153 121H152V122H153ZM176 121H175V122H176ZM179 121H181V120H179ZM230 121H231V122H230ZM77 122H78V124H81V121H80V123H79V121H76V122H73V123H76V124H77ZM110 122H111V121H110ZM113 122L115 123L114 120H113ZM113 122H112V123H113ZM127 122H130V120H128ZM136 122H137L138 124H137ZM144 122H143V123H144ZM154 122H155V124L157 125V122H156V121H154ZM171 122H172V123H171ZM239 122H240V123H239ZM242 122H243L244 124H243ZM9 123H6V124H9ZM84 123H83V124H84ZM101 123H104V124H101ZM108 123H109V122H108ZM112 123H111V124H112ZM118 123H119V122H118ZM141 123H140V124H141ZM150 123H151V122H150ZM210 123H211V124H210ZM222 123H224V126L226 125V127L223 128L224 130H222V129L219 127V125L222 124ZM6 124H5V125H6ZM93 124H94V125H93ZM98 124H99L100 126H98ZM136 124H137V125H136ZM151 124H152V123H151ZM180 124H179V125H180ZM216 124H217V125H216ZM246 124H247V125H246ZM248 124H251L250 127H254V126H255V129H256V127H257L258 125H259V126H258V129H260L261 127H262L261 129H263V130L261 131V134L263 133V134H262V135H263V136H262V139L260 138L261 135H260V133H259L260 131H259L258 129H256V130L259 131V132L257 133V135H256V133L254 134V135H256V137H255L256 140L254 139V137H253L252 135H251L252 137L250 136L253 140H252L251 138H249V140H251V141H249V142H251V143L254 144V145L256 144L254 148H253V145H251V146H252V150H251V148H250L251 146L249 147L250 149H249V148H248V150L246 149L247 146H249V145H246L247 142H248V140H247V142L245 141V139H248V138H247L248 136L246 137V136L244 135L246 138H245V139H242L243 141H240L239 138H243V137H242L243 135H242V134H239V133L237 132V130H238V131H240L241 133H243L242 130H244V128H246V126H247V128L249 127ZM262 124H263V125H262ZM115 125H116V124H115ZM115 125H113V126H115ZM123 125H122V126H123ZM153 125H154V123H153ZM156 125H155V126H156ZM179 125H178V126H179ZM242 125H244V126H242ZM260 125H261V126H260ZM1 126H2V124L0 125V128H1ZM101 126H102V127H101ZM131 126H133L132 128H136V129H133V131H132ZM134 126H136V127H134ZM143 126H144V125H143ZM143 126H141V127H143ZM150 126H151V125H150ZM6 127H7V126H6ZM97 127H98V128H97ZM110 127H111V125H110ZM115 127H116V126H115ZM118 127H116V128H118ZM148 127H149L150 129H149ZM179 127H180V126H179ZM188 127H189L190 129H188ZM221 127H223V126L221 125ZM237 127H238L239 129H238ZM243 127H244V128H243ZM250 127H249L248 129H251ZM4 128H5V126H4ZM9 128H10V125H9L8 128L5 129V130H6V131L9 130ZM85 128L88 129V127H85ZM93 128H92V129H93ZM103 128H102V129H103ZM105 128H104V129H105ZM198 128L200 129L201 127H198ZM208 128H209V127H208ZM247 128H246V129H247ZM2 129H3V128L0 129V133L3 134V135H2L3 138L0 136V141H1V143H2V142H3V143H4V142L9 143V142H10L9 140H10V139L13 140V138H14L15 136L13 137V136L11 135V133H9V134H10L9 136H11V137L8 138V139H9L8 141H5V137L7 138V135L4 136V133L7 134V132H5V130H2ZM87 129H86V130L84 129V130L87 132ZM92 129L90 128V131H89V129H88V132H89V133H88V132L86 133L85 131H83L84 134H86L87 136L89 135L88 137H85V138H90V135L93 134V133H95V131L98 132V130H93V131H92ZM112 129H113V128H112ZM165 129H166V130H165ZM185 129H186V130L188 129V130L186 131ZM194 129L198 131V133H197L198 136L194 135L196 138L193 136L194 139L191 140L190 138H193V137H191V135H193V134L191 133V131H193ZM209 129H211V128H209ZM248 129H247V130H248ZM253 129H254V128H253ZM1 130L4 131V132L2 133ZM78 130H80V129H78ZM78 130H75L74 132H76V131H78ZM110 130H111V129H110ZM116 130H117V129H116ZM121 130H123V127H122ZM141 130H143V128H141ZM189 130H190V131H189ZM228 130H229V131H230V130L233 131V132H229V136H230V139H232L231 136L233 135V139H234V141L232 140V141H233V142H232L231 140H229V137H227L228 139H227L226 141L229 140V143H226V144H225V145H228L227 149L230 148V147H233V145L238 141V142L236 143L235 147L237 146L238 143H240L241 145H243V148H245V149L247 150V151L245 150L246 152H251V153H252L253 150H255V148H256L257 150H259V151H257V152H259V153H257L256 150H255L256 154H254V155L256 156L257 159H256V158L254 157V155H253V156H252L253 161L251 162L252 164H251L250 162H248V161L252 160V159H248V157L251 156V155H249V153H245L246 157L242 155V152H243V151L241 152V150H239V149H242V148H240V147H242L240 144H239V148H238V149H237V147H236V148H235V147L230 148V149H232V150H229V149L227 150L226 147H225V148L222 147V146H223L222 142L225 141V139H226V137H223V136L226 135V131H228ZM102 131H103V130H102ZM113 131H114V130H113ZM113 131H112V132H113ZM143 131H144V130H143ZM197 131H193V133H196ZM203 131H204V130H203ZM219 131H220V132H221V131L223 132L222 135H221V133H220ZM244 131L246 132V130H244ZM8 132H9V131H8ZM78 132H79V133H78ZM78 132H76V136H75V137L72 136V135H73V134H72L73 132L71 133V135H70L69 137H67V138L64 137V138L66 139L65 141H67V139H69V140H72V139H73V140H78V139H80L79 135H80L81 132H80V131H78ZM110 132H111V131H110ZM110 132H109V133H110ZM114 132H115V131H114ZM120 132H121V131H120ZM137 132H135V135H136V136L138 135ZM217 132H219V134H218ZM234 132H235L236 134H237V133L239 134V135H238V138H237L238 140L236 139L235 136H237V135H236ZM247 132L249 133L250 131H247ZM254 132H255V131L252 130V133H254ZM106 133H107V132H106ZM106 133H105V134H106ZM116 133H117V132H116ZM118 133H119V132H118ZM122 133H123V135H124V130H123V132H121V134H122ZM136 133H137V134H136ZM176 133L179 134V136H180V138H178L179 136H177V138H176V139H178V140H176V142H175L177 147L174 145L175 143L172 144L171 141H170V139H171L172 142H174V140H175L174 138H175L176 135H177ZM186 133L189 134V135L187 136ZM248 133H247V135H248ZM1 134H0V135H1ZM119 134H120V133H119ZM126 134H127V135H126ZM223 134H224V135H223ZM243 134H246V133H243ZM74 135H75V133H74ZM111 135H112V134H111ZM115 135H116V134H113L112 136H115ZM149 135H150V136H149ZM181 135H182V136H181ZM240 135H242V136L239 137ZM121 136H122V135H121ZM121 136H120V138H119V137H116V139L118 138V141H121V143H122V144H119L120 142L118 143L117 140H116V144L118 143L116 146H119L120 148L118 147V149H115V147H112V149H110L111 147H106V150L104 151V153H105V155H106V159H107L108 163L106 162V160H104V161L101 160V161H102V163L104 162L105 165H106V163H107V165L110 166V164H111V163H110V159L112 158L113 155H110L111 153H108V152H111V151H107V150H114V152L112 151V153L115 154V156L118 155V157L116 156V159H119V158L121 157V155L123 154L122 152H124V149H125V152L127 153L128 149H130L132 146H134V147H132V149H133V150L135 149V151L137 152V154L134 153L133 150L131 149L132 152L134 153V155H133V156L131 155V153H132L131 150L128 151V152H130V153H129V154L127 153V155H128V156H129V155L132 156V157H131V161H132V158H136V159L140 158L141 160L139 159L138 161H136V159H135L136 164H133V163L135 162V161H134V162L131 163L133 166H132L131 164H130L131 166H129V165H128V164L130 163L129 160H127L129 163H126V165H124V164H125L124 162H127V161H125L124 158H120V161H122V163H123L122 168H123V167H124V168H127L126 166H129V168L131 167L130 171H131V170H133V171L135 170V172H137V171L139 170V168H140V166H138V165H140V164L142 163V165L144 164V167L141 166L142 171L139 170L137 173H133V172L131 171V175H129L130 173H126L127 171H129V169L127 168V169H125L126 172L123 173V171L121 170V169H122V168H121V164H122V163H121L120 165H118L119 163H117V162H119V160H117V162H116V164L118 165L117 168H118L119 166H120L119 169L121 168V169H120V170H121V171H120L121 177H120V175H119V177L122 178V173H123V174H124V175H123V178H124L125 174H127V175L125 176V178H126V177H129V178L131 179V180L129 179L130 181H127V180H128V178H127L126 181H127L128 184L126 183V181H125V183L120 184L121 181L123 180V178H122L121 180H119V181H120V183H119V181H118V176H115L114 178H113L112 175H111V178H110L108 175L106 176V173H109V175H110V173H111L112 171H111V166H110V167H107V165L105 166L104 164H102V165L105 166V169H104V168H103L104 166H102V165L99 164L100 162H99L97 159H98V158H101V157H102L101 159H103V156H104V155H103L102 153H101V154H99L100 152L95 153V154H96V157H98V158L96 159L95 162H93V161L95 160V157H94L95 154H94V153L90 154L89 157L86 158V159L89 160V162H91V163L93 162V163L97 164L96 162L98 161V162H99L98 165H100L101 167L99 168L98 165H97V166H96L95 164H94V165H95L96 167H98L99 170H101V171L104 170V173H100L101 171H98V169L94 166L93 168H96L97 170L95 171L94 169L91 168L92 171H95V172H93V173H96V172L98 171V172L101 174V176H103V174L105 175V179H106L107 177H109L108 179H111V181H113L114 179L117 180V181H115L116 183H115L114 181H113V183L110 182V184L112 183V186H111V188L113 187L112 189H115V185H116L117 190H118V188L120 189V191L118 190V192H121L122 189H121L120 185H121V186H124V184H126L125 186H128L131 190H130L128 187H125V186H124L125 190H126V189H129V190L131 191V193L133 192V193H132L133 196L138 197V198L140 197L139 199H141V200H139V199L133 197V198L135 199V202H138V201L148 200L149 197L151 196L150 194H152V195L155 196V195H157V194L160 195V194L171 193V192H173V190H174L175 188H178V186H180V184H181V185H182V184H183V185L185 184L184 180L181 178V177H182L181 175H182V173H183V171H184L183 167H181V166L185 165V163H183V162H185V161L183 160V161L181 162V159L179 158V155L181 154V152H182L181 156H185V155H187V153L185 154V153H183L184 151L179 150V151H181L180 154L177 153V154L174 155V156H178V158L180 159V162H179V163H181V164H180V165H181V166H180L181 168H180V167L178 166V164H177V163H178V161L176 160L177 157H175L176 159H174V157L172 156V158H173V160H174L175 162H174V161H171V164H172L171 166H169V165H170V162H169L168 166H169L170 168H168L167 171L164 172L163 169H162V171H160V170H158V169H160V167H158V166H159L158 164H157L158 169H155L154 166H153L154 163H153V164L151 163V165H152V166H151V165H150V162H151V161H154V159H157L156 161H158V159H163L164 155H162L161 152H160L161 154H160V153L158 154V155H160V156H158V155L156 154V152L154 151L155 147H150V148H152V150H151L152 152L149 151V150H147V151L151 152L150 154H148V155H149V157H148L147 154H146L147 152H145V150L142 149L141 146H140V145H141V142H140V140H138L139 138L137 139V137H135V136H134L135 138L132 137V138L135 139V141H134V143H133L134 145L131 143L132 146L129 147V146H130V145H129L130 143L127 142L129 139L126 138V143H128V144H126V143L123 141V138L125 139V137L123 136V138H121ZM146 136L148 137L149 140H148V139H145ZM16 137H18V136H16ZM105 137H106V136H105ZM108 137L111 138L110 135H109ZM138 137H139V136H138ZM189 137H190V138H189ZM218 137L220 138V140L223 139V140L220 142V143L222 144L221 147H220V145H218V144H220L219 141H218V139H219ZM257 137H259L260 139L257 138ZM18 138H19V139H18ZM18 138H15V139H16V142H14L15 140H13V144L10 143L11 145L7 144L6 146L4 145V146L2 147V151H0V152H1V153H0V155H1L0 158L3 157V156L5 155L4 158L8 157V158H9L8 161H12L14 164H15L16 162H18V161H22V163H23V162H27V161H23L22 159H21V160L19 159L18 161L13 160V159H16V158H13V159H12V157H14V156L16 157L17 154H18V158H20L19 156H20L21 154L23 155V152H24L23 149H24V150H27V148H26V144H25V146L22 147V144H23L22 142L24 141V139L21 141V140H20V139H22L21 136H19ZM61 138H62V136H61ZM155 138H156V137H155ZM181 138H183L185 141H184L183 139H182L183 141H182V140L179 141ZM185 138H186V139H187V138L190 139V140L188 139V142H189V141H190V142L193 141L194 143L191 142V143H193V144L190 145L191 143H189V145L187 144V145H188V146H187V145H186L187 140H186ZM202 138H201V139H202ZM17 139H18V140H17ZM105 139H107V137H106ZM114 139H115V138H114ZM167 139H169L167 142H168V143H171V144H172L173 146H175L176 148H175V147L173 148L170 144H168V143L166 142ZM214 139H212L211 141L213 142ZM235 139H236L237 141H235ZM258 139H259V141H257ZM142 140H146V142H144V141H142ZM159 140H160V141H159ZM197 140H198V139H197ZM60 141H64V139H61ZM107 141H108V140H107ZM112 141H113V140H112ZM177 141H178V143H177ZM205 141H206V140H205ZM230 141L232 142V145H231V146H230ZM20 142H21V143H20ZM108 142L111 143V140L108 141ZM123 142H124V143H123ZM135 142H136L137 144H136ZM188 142H187V143H188ZM195 142H196V143H195ZM234 142H235V143H234ZM249 142H248V143H249ZM6 143H5V144H6ZM19 143H20V144H19ZM110 143H107V144H110ZM162 143H163V144H162ZM183 143H184L185 145H184ZM206 143H207V144H206ZM242 143H244V144H242ZM245 143H246V144H245ZM251 143H250V144H251ZM18 144H19V145H18ZM112 144H113V143H112ZM112 144H111V146H112ZM123 144H125V145H123ZM135 144H136V146H135ZM143 144H142V147H145V146H146L145 148L150 149V148H148V147H149V144H148V146H147V145H143ZM154 144H155V142H154ZM154 144L151 145V146H154ZM167 144L170 145L172 149H170V146L168 147ZM177 144H179V145H177ZM198 144H199V142H198ZM16 145H18V146L20 147V151H21V152L23 151L21 154L19 153V152H20V151H19V148H18V146H16ZM20 145H21V146H20ZM114 145H115V144H114ZM120 145H122V148L125 146L124 149H122ZM126 145H128V148L126 147ZM137 145H139L140 147L137 146ZM155 145H156V144H155ZM159 145H160V146H159ZM214 145H215V146L217 145L216 148L214 147ZM7 146H8V147H7ZM158 146H159V147H158ZM203 146H204V147H203ZM205 146H206V148H205ZM245 146H246V147H245ZM262 146H261V147H262ZM6 147L9 148V149H8L9 151H10L12 148L15 150V151H13V153H12V157H11V152H10V153H7V152H9L8 150H7V152L4 153L3 150H4ZM10 147H11V149H10ZM21 147H22V148H21ZM160 147H161V148H160ZM191 147H190V148H191ZM199 147H202V148H200V150L203 149V148L206 149V150L203 149L204 151L201 150V151L199 152ZM3 148H4V149H3ZM113 148H114V149H113ZM126 148H127V149H126ZM159 148H160V150L158 151ZM213 148H214V149H213ZM0 149H1V147H0ZM21 149H22V150H21ZM120 149H122V150H120ZM163 149H164V151H163ZM167 149H168V150H167ZM126 150H127V151H126ZM236 150H237V151H236ZM238 150L241 152L240 154L238 153V152H239ZM242 150H243V149H242ZM5 151H6V149H5ZM30 151H31V150H30ZM143 151L145 152V155L143 154ZM179 151H178V152H179ZM220 151H219V152H220ZM234 151H235V152H234ZM16 152H17V154H16ZM31 152H32V151H31ZM232 152H233V153H232ZM255 152H254V153H255ZM2 153H4L3 156H2ZM6 153H7L8 156H6ZM44 153H46V152H44ZM44 153H43V154H44ZM116 153H117V154H116ZM120 153H122V154H120ZM126 153H124V154L126 155ZM133 153H132V154H133ZM141 153H142V154L145 156V158H146V159H144V157H143V159H144V161H145L146 164L143 163L144 161L142 162V157H141V156H143V155H142ZM170 153H169V154H170ZM201 153H203L204 155L201 154ZM263 153H264V151H263ZM14 154H15V155H14ZM19 154H20V155H19ZM29 154H32V153L29 152V153H28V156H29ZM47 154H48V156H46ZM171 154H172V153H171ZM183 154H185V155H183ZM217 154H218V153H217ZM219 154H220V153H219ZM221 154H223L224 156H226V154H224V152H221ZM22 155H21V156H22ZM24 155H26V152L24 153ZM41 155H42V154H41ZM41 155H39V156H37V155L34 156V154H33L32 156H34V157H31V158H33L34 160L37 159V162H38V160H41L42 162H45L44 159H45L46 157L48 158V157H51V156H54V155L59 157V156H64L65 154H57V155H56V154H53V155H51L50 153H46V155H45V154L42 155V156H41ZM50 155H51V156H50ZM98 155H99V156H98ZM127 155H126V156H127ZM138 155H140L138 158H137V157H134V156H138ZM167 155H166V156H167ZM214 155H216V154H214ZM229 155H230V154H229ZM238 155L242 156L243 159H242L241 157H240L241 159H240V158L238 159ZM26 156H27V155H26ZM26 156H25V158H26ZM40 156H41V157H40ZM100 156H101V157H100ZM128 156H127V157H128ZM157 156H158L159 158H158ZM161 156H162V158H160ZM181 156H180V157H181ZM187 156H188V155H187ZM187 156H185V157H187ZM190 156H189L188 158H190ZM192 156H194V155H192ZM202 156H200V157H202ZM35 157H36V159H35ZM38 157H40V158H38ZM104 157H105V156H104ZM110 157H111V158H110ZM122 157H123V155H122ZM127 157H125V158H127ZM129 157H130V156H129ZM168 157H169V156H167V158H168ZM262 157H263V158H262ZM18 158H17V159H18ZM21 158H23V156H22ZM29 158H30V156H29ZM31 158H30V160H31ZM164 158H165V157H164ZM172 158H171V159H172ZM183 158H184V157H183ZM188 158H186V159H187V161H188V163H189ZM194 158H195V157H194ZM249 158H251V157H249ZM261 158H262V160H261ZM11 159H12V160H11ZM86 159H85L84 161H86L85 163L87 164V160H86ZM104 159H105V158H104ZM121 159H122V160H121ZM123 159H124V161H123ZM127 159H129V158H127ZM148 159H150V160L148 161ZM171 159H169V160H171ZM190 159H193V158L191 157ZM6 160H7V158H6ZM25 160H27V159H25ZM30 160H29V161H30ZM46 160H47V159H46ZM99 160H100V159H99ZM113 160H114V156H113ZM113 160H112L111 162H113ZM133 160H134V159H133ZM2 161H3V158L0 159V162H2ZM29 161H28V162H29ZM31 161H32V160H31ZM69 161H70V160H68V162H69ZM114 161H116V160H114ZM161 161L164 162V161H166V160L163 159V160H161ZM161 161H158V162H156V163H159V162H160L159 164H161L160 166H162ZM176 161H177V163H176ZM187 161H186V162H187ZM242 161H243V162H242ZM3 162H4V163H3ZM3 162H2V164L0 165V167H1V168H0V171H2V169H4V172H5V173H4L5 175H3V176H4V177H5V176L7 177V176L10 175V173H11L10 176H12V178L14 179V180L12 181L11 178H10V176L7 177V178H6V179H7L6 182H7L8 179H9V181L7 182L8 185H9V182H15L16 180H17V182H18V177H17L16 179L14 178V177H16V176H14V174L16 175V172H15V168H14V166H13V163L10 162L11 165H12V166H11V172H10V170H8V169H10V167H9L10 165L7 166V165L10 164V163H8V164L6 165V162H7V161L5 162V160H4ZM46 162H51V161H50L49 158H48V161H46ZM61 162L64 163V162H66V161L62 160ZM78 162H79V161H78ZM137 162H138V163H137ZM140 162H141V163H140ZM166 162H167V161H166ZM172 162H174V163H172ZM253 162H255V163H253ZM258 162H259L260 164H259ZM18 163H20V162H18ZM18 163H16L15 165H17ZM22 163H21V165H24V164H22ZM35 163H36V162H35ZM39 163H41V162H39ZM66 163H67V162H66ZM70 163H75V161H71ZM76 163H77V162H76ZM76 163H75V165H78V164H76ZM81 163H82V162H81ZM81 163L79 162V164H81ZM93 163L90 164V165L93 166ZM113 163H115V162H113ZM164 163H165V162H164ZM164 163H163V164H164ZM182 163H183V165H182ZM188 163H186V165L184 166V167L186 168V171L189 170V169L187 168V164H188ZM190 163H191V162H190ZM31 164H32V163H31ZM88 164H89V163H88ZM137 164H138V165H137ZM174 164H175L176 166H174ZM256 164H258V165H257V166H253V165H256ZM21 165H20V166H21ZM32 165H34V164H32ZM32 165H31V166H32ZM75 165L73 164V171H72V169H71L72 167L69 169L70 171H67L68 173H69V172H71V173L74 172V173H75L74 178L72 177V178H69L70 180L68 179L69 181H67V180H64V181H65V183H66V181H67V183H70V182L73 183L72 186H70L71 189H70L69 185H68V184H67V185H68L69 189L72 190L71 192H74L73 190H75V189H76L77 192L75 193V195H73V193H72V196H71V192L69 193L70 190H68V189H67L66 187H64V186H63V187L60 186V185H63L62 181H60V183L58 182L59 185H58V184H55L56 186H58L57 189H58L59 187H61L60 190H62L63 193H65L63 189L66 188L67 190H66V189H65V190L68 191L67 194L70 195L71 197L68 196V197H70V198L68 199V198L66 197L67 194L64 195V194L62 193V191H60V192L64 195V196H63V195L60 193V197L63 198V199H64V197H66V198L64 199L65 202H66V204L64 203V200H63V199H62L63 202L61 201V199H60V201L56 200L55 203L58 201V203H56V205H55L54 202H53V203H52L53 205H49V206H54V205H55V206L58 207V208L55 207V209H54L55 211H54L52 207H48V211L51 210V211H50V212H51V215H53V214H54L55 212H57L59 209L62 210L63 207L68 208V210H69V206H70V204L72 203L71 206L74 205V204H75L74 199L76 200L77 197H81V198H79V203L82 202V203H80V204H83V200L86 201V200L89 198V196L86 194V192H84V190L86 189L85 191H88V190H87L88 186L90 187L91 185H93V187H94V186H97V185H99V184H100V185L102 184L100 181H98V183L93 182L94 184H97V185H94L93 183H92V184L90 183V181H91L90 178H91V176L94 175V174H91V173H92L91 170H90L91 173L89 172V173L91 174V175H89L90 178H89V176H87V175L85 174V179H84V180H81V181H88V183H86V184H88V185H86L84 182L79 181L81 178H77V177H79L82 173L84 174L85 171L82 172L83 170H82L81 168H83V167L80 165L79 168L81 169V172H82V173L80 172L81 174L79 175V174H78L79 171H78V169H77L78 166L75 167ZM90 165H89V166H90ZM114 165H115V164H114ZM166 165H167V164H166ZM188 165H189V164H188ZM251 165H252V166H251ZM259 165H260L261 167H258ZM6 166H7V167H6ZM20 166L18 165V167H20ZM24 166H26V165H24ZM24 166H23V167H24ZM83 166H85V164H84ZM115 166H116V165H115ZM115 166H114V168H115ZM136 166L138 167V168H137V171H136V169H134V168H136ZM147 166H148V168H146ZM150 166H151V167H150ZM8 167H9V168H8ZM23 167H20V170H21V168H23ZM132 167H133V169H132ZM155 167H156V166H155ZM157 167H156V168H157ZM171 167H174V168H171ZM176 167L179 168V169H182V170H181V174H180L179 177L177 176V174H178V169H176ZM251 167H252V168H251ZM255 167H258V168H255ZM7 168H8V169H7ZM24 168H25V170H27L26 167H24ZM24 168H23V169H24ZM101 168H103V169H101ZM112 168H113V167H112ZM124 168H123V170H124ZM144 168L146 169V174L149 175V176L146 175V176H148L147 178H145L146 176H144L145 173L142 174ZM162 168L165 169L164 166H163ZM166 168H167V166H166ZM189 168H190V166H189ZM262 168H263V167H262ZM5 169H6V170H5ZM106 169H108L109 171H108V170L106 171ZM145 169H144V172H145ZM147 169H148V170L150 169V171H151L152 169H155V171H154V170H152V171L155 173L156 170H157L158 172H156V173L154 174V173L151 171V172H152V175H151V173H148V172H150V171H148ZM173 169H174V170H173ZM7 170H8L10 173H9ZM16 170H18L17 167H16ZM25 170H22V173L26 172ZM64 170H65V172H66V169H64ZM67 170H68V169H67ZM85 170H86V169H85ZM87 170H88V169H87ZM87 170H86V171H87ZM112 170H113V169H112ZM117 170H118V169H117ZM165 170H166V169H165ZM169 170H171L173 173H170L171 171L168 172ZM18 171H19V170H18ZM23 171H24V172H23ZM110 171H111V172H110ZM113 171H114V170H113ZM118 171H119V170H118ZM147 171H148V172H147ZM262 171H263V174H262V176H261V181H262L263 184H262V185L260 184V185H261V186H260L261 188H260L259 186H257V183H258L259 181L254 180V179L251 180V177L249 176V174H246V176H244V179H243V177H242V179H243V180H242V186H243V187H246V185H247V183H248V186L251 187V184L254 182L253 184H255V185H254V186H255V192H258L259 194L264 193V190H263V192H262V189H264V168H263ZM20 172H21V171L18 172L19 175H20ZM116 172H117V171H116ZM140 172H141V173H140ZM159 172H160V173H159ZM167 172L170 173V174H167ZM7 173H9V174H7ZM85 173H86V172H85ZM113 173H114V172H113ZM118 173H119V172H117V174H118ZM132 173H133V174H132ZM139 173H140V176L142 175L141 177L144 176L143 181H144V179H146L147 183H149V184L146 183L147 185H145V188H146L147 190L144 191L145 188H144L143 190H142V188H141V190L144 191V192H142V191L140 190V188H139V190H140L141 192L138 191V189H136V186L139 185V184L136 182V181H137V178H139V179L141 180V181H139V179H138L139 183L142 184V179L139 177ZM157 173H159V175H160V177L158 178V180H157V178H155V177L158 175ZM161 173H166V175L161 174ZM179 173H180V172H179ZM211 173H212V172H211ZM2 174H3V172H2L0 175H2ZM25 174H26V173H24V174L21 175V176H25ZM87 174H88V173H87ZM117 174H116V175H117ZM134 174H135V175H134ZM136 174H138V175H136ZM96 175H98V173H96ZM128 175H129V176H128ZM150 175H151V176H150ZM153 175H154V176H153ZM159 175H158V176H159ZM3 176H2V178H0V180L2 179V181H4V182H1V181H0V185H1L0 188H2V187L4 186L3 189L5 188L7 191H6V190H5V191L2 190V192H3L4 194H7V193H9L8 190L10 191V189L13 187V185H12V186L9 185V186H10V187H9V186L7 185V183H5V180H4ZM13 176H14V177H13ZM17 176H18V174H17ZM76 176H77V177H76ZM82 176H83V175H81V177H82ZM86 176H87V177H86ZM101 176L98 175L99 180H101V178H104V177H101ZM134 176H136V177H134ZM158 176H157V177H158ZM163 176H164V177H163ZM165 176H166V177H165ZM0 177H1V176H0ZM83 177H84V176H83ZM94 177H95V176H94ZM150 177H151V179H152L153 181H155V179L157 180V181H155V184H154V182H153L154 185L152 184L151 186H150V184H151V181H150V180H151V179H149ZM169 177H170V178H169ZM175 177H177L176 179L181 178L182 180L180 179L181 181L179 180L180 182H178V181L175 179ZM87 178H88L90 181H89V180H86ZM95 178H96V177H95ZM120 178H119V179H120ZM153 178H155V179H153ZM19 179H20V177H19ZM72 179H75V180H72ZM76 179H79V180H76ZM96 179H97V178H96ZM96 179H95V180H96ZM108 179H106L104 182H105L106 184L109 185V182L107 183ZM161 179H162V181H159V180H161ZM173 179H175V180L173 181ZM248 179H249L250 181H249ZM20 180H21V179H20ZM20 180H19V181H20ZM22 180L24 181L25 179L22 177ZM71 180H72V181H77L76 184H78V181H79V185H80V183H82L83 186L85 185V186H84V190H82V188H81V192H83V194L85 193V195L88 197V198L86 197L87 199H86L85 197H84V199H82L83 194L81 195V193H79V192H80L79 187H81V186L76 185V186H78V190H77L76 186H74V182H72ZM124 180H125V179H124ZM124 180H123V182H124ZM135 180H136V181H135ZM244 180H245V181H244ZM246 180H247V181H246ZM92 181H94V180H92ZM92 181H91V182H92ZM101 181H103V179H102ZM149 181H150V182H149ZM168 181H169V182L172 181V182H174L175 184H174V185L172 184L171 187H168V186L170 185ZM243 181H244V182H243ZM17 182H15L14 187L19 188L18 190H20V191H17L16 188H14V189L12 188L11 190H12L13 192H14V190H15L16 192L11 193V194L14 195V196H17V197H19V198L22 197V199L20 198L21 201H22L23 198H24L23 196H24V194H25L26 188H24L25 185H23V186H24V187H23V186H21L20 184H19V185H20L21 187H19V185L17 184ZM20 182H21V181H20ZM99 182H100V183H99ZM117 182H118L119 186H118ZM134 182H136V183H134ZM162 182H166V185L162 186V185H163ZM3 183H4L5 185H3ZM18 183H19V182H18ZM61 183H62V184H61ZM65 183H64V184H65ZM71 183H70V184H71ZM143 183L145 184V182H143ZM243 183H244V184H243ZM11 184H13V183H11ZM21 184H25V183L22 182ZM89 184H91V185H89ZM113 184H114V185H113ZM133 184H134V185H133ZM135 184H136V185H135ZM137 184H138V185H137ZM164 184H165V183H164ZM168 184H169V185H168ZM16 185H18V186H16ZM53 185H54V184H53ZM65 185H66V184H65ZM102 185H103V187H105V186L107 187V186H108V185H105V186H104V183H103ZM167 185H168V186H167ZM56 186H52V187H56ZM86 186H87V188H85ZM117 186H118V187H117ZM146 186H147L149 189H148ZM160 186H161L162 188L164 187V190L162 189V191H161V190H160L161 188L159 189ZM22 187H23V190L20 189V188H22ZM74 187H75V189H74ZM106 187H105V189H106ZM109 187H110V186L107 187V189H109L108 191H106V190H105L104 188H102V187H99L100 189L97 188V187H96V188H92V187H91L92 190L94 189L93 191H95V189H96V191H97V189L102 190L101 195H100V191H99V195L96 194V193H98V192H96V191L93 192V191H92V193L96 194V196H99L98 199L93 198V199H95L94 201H97L98 204H96V202L94 203V204H95V205H94V207H95L94 209H92L93 206H92V207L88 206V203H87L88 201H86V204H83V205H80L79 203L75 204L76 206L79 205V206L81 207V210H83L84 207H85V209H86V206H84V205H87L88 208H89V210L91 209L90 211L87 209V211H89L88 213H90L91 215H89L88 213H86V212H87L86 210L81 211L80 209H78L77 212H76V210H75V209H76V206L74 205L75 207H74V206H72V207L75 208L73 211L77 214L76 216H78V215H82V218H83V217H86V215H88V217L94 215V217H96V219H98V220H100V221H101V219H102L103 221H106V223H107V222H108V219L111 218L110 216H111L112 214H114V215H112V216H115L116 214L119 213V211H120L121 209L123 210V208L125 207L126 204H128V202L133 201V200H128V199H129V198H128V197H129V191L127 190V191H128V197H127V198L124 197L123 199H124V200L126 199V200H125V201H124V200L122 201V202L125 203V205H124L122 202H119L120 200L117 201V203L119 202V203L116 205L117 207H116L115 205H113V204L115 203V200H116V199H117V200H118V199H121V196H120V195H122L123 192H127V191H124V188H123V191L121 192L122 194H120V193H119V194H116L117 191H114V192H115L114 194L112 193L113 195L116 194L117 196H120V197H117L116 195L114 196L115 198L117 197L116 199H114V197H113V198L111 197V203H113V204H111V203L109 204V203H108V202H109L108 199L110 198V196H113V195H109V194H111L110 192L113 191V190H111ZM140 187H141V185H140ZM150 187H151V189H150ZM240 187H241V186H240ZM256 187H258V188H256ZM165 188H168V189H165ZM52 189L55 190L54 188H52ZM57 189H56V191H57ZM158 189H159V191H158ZM171 189H172V190H171ZM21 190H22V191H21ZM58 190H59V189H58ZM103 190H105L106 192L104 191V192H105V193H104ZM115 190H116V189H115ZM259 190H260V192H259ZM78 191H79V192H78ZM90 191H91V189H90ZM146 191H148L149 193H147ZM151 191H154L155 193H152ZM2 192H1V193H2ZM5 192H6V193H5ZM10 192H11V191H10ZM107 192H109V194H108ZM118 192H117V193H118ZM138 192H139V193H142V197H144V195H146V196H145L144 198H141L140 195H139V196H136V195H138ZM145 192H146V193H145ZM159 192H160V193H159ZM23 193H24V194H23ZM56 193H58V192H56ZM77 193H78V195H76ZM90 193H91V192H90ZM131 193H130V196L132 197ZM144 193H145V194H144ZM20 194H21V195L23 194V196H19ZM94 194H93V195H94ZM102 194H103V195H102ZM104 194H105V195H104ZM147 194H148L149 196H147ZM2 195H3V194H1V196H2ZM9 195H10V194H9ZM12 195H11V196L6 195V196H8V198H9V197H12V198H9L10 200H12V199L15 198V197L12 196ZM93 195H90V196L95 197V196H93ZM108 195H109V196H108ZM58 196H59V195H58ZM124 196H125V194H124ZM126 196H127V195H126ZM13 197H14V198H13ZM17 197H16V198H17ZM60 197H59V198H60ZM107 197H108V198H107ZM0 198H1V199H0V200H1V201H0V202H1L0 205H2L3 203L5 204V203L7 202V201H4V202L2 203V198H4V196H2V197H0ZM8 198H7V199H8ZM16 198H15V199H16ZM73 198H74V199H73ZM99 198H100V199H99ZM133 198H132V199H133ZM240 198H241V195H240ZM17 199H18V198H17ZM17 199L15 200L16 202H17ZM20 199L18 200L19 202H20ZM67 199H68V201H69V204H67V203H68V202H67ZM71 199H72L73 201H71ZM85 199H86V200H85ZM89 199H90L91 202H92L93 199H92V198H89ZM101 199H102V202L99 203L98 200H101ZM130 199H131V198H130ZM5 200H6V199H5ZM77 200H78V198H77ZM77 200H76V201H77ZM90 200H89V201H90ZM112 200H113L114 202H112ZM137 200H138V201H137ZM13 201H14V200H12V202H13ZM70 201H71V202H70ZM94 201H93V202H94ZM10 202H11V201H10ZM73 202H74V204H73ZM77 202H78V201H77ZM93 202L91 203V205H93ZM135 202L133 201L132 203L134 204ZM7 203L10 204V203H9V200H8ZM7 203H6V204H7ZM13 203H14V202H13ZM13 203H12V207H13V208H11V206H10L11 204H10V205H9L10 208H8L9 211L6 210V211H8L9 213H6V212H5V209H7V208H5L6 206L3 204L4 207H3V209L1 208L2 210H4V213H5V214H4V213H3V214H4V215H6V214L9 215L10 218H7V217L5 216L6 219H7V221H5V219L3 220L2 217H4V215H1V214H2V213H1V214H0V219H1V220H0V223H2V220L5 221L6 224H7L8 222H10V223H14V222H15V219H12L11 217H16L17 219H19V218H20V219H22V218H24V219L26 218V219H27V216H26V217H23V216H21V213H20V212L23 211V210L26 212V210H25V206L21 205V206H23V207L20 208V207H19V206H20V205H19L20 203H19V204H17V205H19L18 207L21 209V211H20L19 209H17V210L15 211V209H16L17 206L15 205L16 207H14ZM17 203H18V202H17ZM59 203H60V204H59ZM61 203L67 205L68 207L63 206V204H61ZM84 203H85V202H84ZM120 203H122V205L124 206V207H123V206L121 205V206L123 207V208H122V207L120 206L121 209L118 207V205H119ZM132 203H129L128 205H133ZM23 204L25 205V203H23ZM58 204H59V205H58ZM107 204H109V205H107ZM3 205H2V206H3ZM61 205H62V206H61ZM89 205H90V203H89ZM96 205H97V206H96ZM2 206H1V207H2ZM7 206H8V205H7ZM71 206H70V207H71ZM82 206H84V207H82ZM104 206H105V207H104ZM113 206H114L115 208H117V209L119 208L118 211H117V209H115V208H114L115 211H113V210H114V209L112 208ZM59 207H62V208H59ZM106 207H108V209H107V213L104 212V210L106 209ZM263 207H264V206H262L261 208H263ZM23 208H24V209H23ZM49 208H50V209H49ZM73 208H72V209H73ZM77 208H79V207L77 206ZM82 208H83V209H82ZM104 208H105V209H104ZM261 208L259 207L258 210L260 209V210H262V212H263L264 210L261 209ZM1 209H0V211H1ZM11 209H13V210H11ZM22 209H23V210H22ZM45 210H46V207H45ZM56 210H57V211H56ZM63 210H64V209H63ZM68 210H66V211L68 212ZM239 210H240V209H236V212L233 214L234 216H232V217H228L227 219L225 218V219H223V221H222V222L224 223L223 228L228 227L229 224H230L231 226L233 225V226H232V228L234 227L233 229H232L231 227H228V229L231 228L232 231H230V229H229V231H230L231 233H232V232H236L237 230H238V232H239V231L242 229L240 226H242L243 228H244V226H247V228H248V226L251 227L250 224H251V223H252V224L256 223L255 220L258 218V211L255 210L254 213H253L254 216H253L252 218L250 217V219H249V217H247V215L244 216L243 220H246L247 222H248V221H249V222L247 223V222L245 221L246 223H242L241 220H242V217H243V216L240 215V214H241V213H242V214L245 213V211H242V212L240 213ZM260 210H259V211H260ZM24 211H23V212H24ZM64 211H65V210H64ZM70 211H71V213L73 212L72 210H70ZM70 211H69V212H70ZM79 211H80V212H84V211H85V213H84V214H83V213L78 214ZM91 211H92V213H91ZM109 211H110V212H109ZM112 211H113V213H111ZM23 212H22V213H23ZM46 212H47V211H46ZM59 212H60V211H59ZM61 212H63V211H61ZM67 212H65V213H67ZM74 212H73L72 214H75ZM108 212H109L111 215H109ZM114 212H115L116 214H115ZM43 213H44V212H43ZM239 213H240V214H239ZM23 214H25V213H23ZM45 214H46V213H45ZM48 214H49V213H48ZM55 214H56V215H55ZM55 214L53 215V219H55V218H54L55 216H56V217L58 216V215H57L58 213H55ZM62 214H63V213H62ZM68 214H70V213H67V215H66V216H63V217H64V218H67ZM100 214H101V215H100ZM107 214H108V215H107ZM245 214H246V213H245ZM263 214H264V213H259L260 217L263 218V219H261V221L264 220ZM26 215H27V214H26ZM83 215H84V216H83ZM238 215H239V216H238ZM243 215H244V214H243ZM255 215H256V216H255ZM1 216H2V217H1ZM43 216H44V215H43ZM48 216H49V215H48ZM70 216H71V215H70ZM76 216H75V215L71 216V217L73 218V220H72V218H71L72 221H74L75 219H77V220L74 221L75 224H74L72 221L69 220V223H68V224H71L70 222H72V223L75 225V226H74L73 224H71L72 226L70 225V227H69L70 231H71V228H72V227H74V228L76 229V227L78 226V225H76V223H78V222H79V226H78V227H81V226H82L81 223H83V225H84V224H85V225H88L89 223L86 224V222H90V221L88 220V219H90V218H88V217H86V218H87L86 221L82 222L81 220H79V219H81V218L78 217V218H79V219H78V218H76ZM108 216H109V217H108ZM235 216L238 217V220H237V218H235ZM254 217H255V220H254ZM41 218H42V217L40 216V218L38 219V220H39V222H38L39 224L37 223V226H36L35 224H33V225H35L36 227H38V225H39L40 227H42V226H43V223H41V222H42V221H41V220H42ZM45 218H46V217H45ZM45 218L43 217V219H45ZM48 218H49V217H48ZM59 218H60V217H59ZM74 218H75V219H74ZM86 218H85V219H86ZM92 218H93V217H92ZM100 218H101V219H100ZM234 218H235V219H234ZM245 218H246V219H245ZM40 219H41V220H40ZM49 219H50V218H49ZM94 219H95V218H94ZM94 219H92L91 221H94ZM96 219H95V220H96ZM228 219H229L231 222L227 225L225 222L228 223V222H229ZM27 220L30 222V224H29V222H28ZM27 220H26V221H23V222H27V224L25 223L26 225L23 224V223H21L24 227L26 226L27 228H28L27 225L32 226V225H31V224H32L31 222H33V223H34V222H35V223L37 222V219H36V218H35L36 221H35L34 219H31V220L27 219ZM45 220H46V219H45ZM63 220H64V219H63ZM63 220H62V223L65 221V220H64V221H63ZM66 220L68 221V218H67ZM83 220H84V218H83ZM98 220H96L95 222H90V223H91V224H92V223H94V224L99 223ZM236 220H237V222L232 223L233 221H236ZM252 220H254V221H252ZM53 221H54V220H53ZM53 221H51V222L49 221V223H48V225H47V228L45 227L44 230H45V229H49L48 226L51 225L50 230H49V232L43 230V231H44V232H43V235H40V233H41V232H40V229H39L40 227L38 228L39 230H38L37 228H36V229L33 228L34 231H36V230L39 231V232H36V233H35L36 235L39 233V234H38L39 236H44V237H42V238L37 236L38 239H39V238H40L41 240L43 239L42 241L45 242V241H47V239L45 240V238H47V237H45V236H46L45 234H48V237L53 238L54 241L57 240V235H56V237H55V236L53 235V234H54L53 230L51 231V228L53 229L54 226H55V225H54L55 223H53ZM55 221H57V223L59 224V221H58V220L55 219ZM76 221H77V222H76ZM238 221H239V222L241 221L242 224L239 225L240 223H238ZM250 221H251V222H250ZM261 221H260V219L258 218L257 223H256L255 225H253V226H254L253 228H251L252 230H251L250 228H249L250 230L247 229V230H249V231L247 232L248 234H251V235H254V234H255V235L252 236V237L249 236V237L254 238V239L248 240V241L254 242L253 244H251V242L249 243V242L247 241L248 238H246V236H247L246 233L243 234V232H239L240 234L242 233L243 235L246 234L245 237H244L243 235H238V232L235 233V234H237V235H235L236 238H237L238 236H243V237H244V238L242 237L243 239L240 237V239H241L242 241H239V242H240L239 244L236 242V241H237V240H236V241H235L236 244L240 245V247H241V245H242V248L244 247L243 245H245V246L248 245V247L246 246L247 248L244 247V248H246V249H243V251L240 250L241 248L238 249L239 247L236 248V249H237V255H238L239 252L242 251V255H241V253H240V256L238 255V257L242 260V262L240 261L241 263H239V264H242V263H243V264H247V263H249V264H256V263L259 264V263H261V264H262V261L264 260V259H263V258H264V254H263V256H262V257H263L262 259H261V256H260V255H259L260 257H259L258 259H257L258 256L256 257V255H258V254H259V251H260V250H259L260 248H259V249H257V248H258L260 245H262V246L264 245V226H263V225H264V224H263L264 222L262 223ZM5 222H4V225H5ZM21 222H22V220H21ZM80 222H81V223H80ZM101 222H102V221H101ZM101 222H100V223H101ZM44 223H45V222H44ZM52 223H53V224H52ZM57 223H56V224H57ZM60 223H61V220H60ZM62 223H61V224H62ZM65 223H66V222H65ZM231 223H232V224H231ZM236 223H237V224H236ZM15 224H16V223H15ZM17 224H18V223H17ZM41 224H42V226H41ZM45 224H46V223H45ZM49 224H50V225H49ZM58 224H57V225H58ZM61 224H60V226H57V225H56L57 227L55 226V228L59 231L58 228L61 227L60 230L62 229L63 231H59V232L63 233V236L66 235L67 231H68V233H70L68 229H67V231H66V233H65V230H66L67 226H66V224H64V223L62 224L63 226H61ZM68 224H67V225H68ZM80 224H81V225H80ZM91 224H89V225H91ZM94 224H93V225H94ZM225 224H226L227 226H225ZM4 225H3V226H4ZM7 225H8V224H7ZM11 225H12V224H11ZM11 225H10V226H11ZM64 225L66 226V228L64 227ZM8 227H9V226H8ZM33 227H34V226H33ZM62 227H64V229H63ZM10 228H11V227H10ZM14 228H15V227H14ZM17 228H19V227H17ZM21 228H22V227H21ZM27 228H26V229H27ZM42 228H43V227H42ZM42 228H41V231H42ZM74 228H73V230H74ZM223 228H222V230H223ZM245 228H246V227H245ZM254 228H256V231H259V233H262L261 235L258 236V238H256V237H257V235H258L259 233L256 234V232L253 230ZM0 229H1V228H0ZM5 229H6V228H4V232H5ZM19 229H20V228H19ZM23 229L25 230V233H26V234L24 233V235H23V234H22V235H23L24 237H27L28 240H26V242H27V244H29V247H28V245L26 244V242H24L25 239L22 237L21 234H12V237H13V238H18V237L20 236V237L23 238L24 240H22V239L19 237V240H18V239H15L16 241H15V240L12 241L13 239L11 238V239H12L11 241L13 242V243H12V242L9 240V238H7L8 241L11 242V243L13 244V245H11V248H9V247H7V248H8V250H12V248H14V246L17 247V248H19L18 246L20 245V246H21V248L19 249L20 251H17V250H16L17 253H15L14 251H12V252L10 251L9 254H12V253L14 252V253H13L14 255L12 254V256L16 257V255H18V252H20V253L22 254V256H23V250H24V251H25V256H26V257L24 258L25 261L22 259L23 257H17L16 259L13 257V259H11V258H12L11 256H10L11 258H8L9 262H10V261H11V262L9 263L8 260L6 261V256L8 257L9 254L7 255L8 251H6L7 248H6V246H4V247H2V248H4V249L6 248L5 251H6L7 253L4 251V253H6V256L4 255L3 258H1L2 260L5 259V261H2V263L4 262V264H5L6 262H8V264H12V263H13V264H33V263L36 262V261L34 260V258H35V259L37 260L38 263L40 262V260H42V263H44V261H45L47 264H53L54 262H59L60 264H62V261H63L64 264H65V262H69V263H67V264H77V263H75V261L73 260L72 257H70V256H68V258L66 257L68 253H67L66 251H65V253H63V252H64V250H63L64 247H63L62 245H61V246L63 247V248H62L63 252H62V250H60L62 253H59V249H60V247H58L59 249H58V251H57V250H54L56 246L54 247V246H48V245H46V244L48 243V241L51 240L50 238L48 239V241L46 242V244L44 243V245H45L46 247H44V245H43V243H42L43 247H41V248H39V249H38V248L36 249L37 244H39V242H37L38 239H37L36 236H34V238L36 237V238H35V241L33 240L34 238L32 239L31 235L33 236L34 233L32 232V233H33V234H32V233H30V232L33 231V230L30 229V227H29V230L27 229V230L29 231V233L31 234V235H30L29 233L27 234L28 231H27L25 228H23ZM257 229H258V230H257ZM20 230H22V229H20ZM30 230H31V231H30ZM57 230H56V231H57ZM226 230H227V229H226ZM235 230H236V231H235ZM242 230H243V229H242ZM247 230H245V231H247ZM2 231H3V230H2ZM2 231H1V232H2ZM10 231H19V230H17L16 228H15V229L12 228V230H10ZM22 231H23V230H22ZM229 231H228V230L226 231L227 234H225V231H223L224 234L222 233L223 236L221 235V236L223 237V239L221 238V239L223 240V241H221V244H222L223 242H225V243H223V245H225V247H223V245H221V244H220V245L222 246L221 248H220V245H219V244H215V245H213V246L211 247V249H212V250H215L216 253H214V251H211L210 249H206V250H204L206 256H207L208 254H210V253L213 252V254H212V258L215 257V255H216L217 257H219V258H218V261H217L215 258H213V259L209 258V260L211 259L212 261H213L214 259L216 260L215 262L213 261L214 264H216V263L218 264V262L220 261V259H221V261H222V262L220 261L221 264H223V262H224V264H234L236 261L238 262V261L240 260V259H238L237 255L234 253V252H236V251H234V250H236V249H235V246H236V245H235V244L231 245V244L233 243V241L235 240V237H234L233 233L231 234ZM1 232H0V237H3L4 235H5L4 237H9V234H10V233L8 234L9 231L6 232V233L8 234V236H7V234H4V235L2 234V235H3V236H2V235H1ZM45 232H47V233H45ZM50 232H51V235H53L55 238L52 237V236H49V233H50ZM59 232H58V234H59L60 236H62V234H60ZM249 232H250V233H249ZM41 234H42V233H41ZM55 234H56V233H55ZM230 234H231V235H230ZM18 235H19V236H18ZM26 235H28V236H26ZM59 235H58V237H60ZM229 235H230V238H229ZM63 236L59 238L60 241H56V242H57V243H58V242H62V238H63ZM231 236H233V238H234L233 240H230V239L232 238ZM255 236H256V237H255ZM10 237H11V236H10ZM227 237H228V238H227ZM224 238H227V239H225L226 241L224 240ZM245 238H246V239H245ZM2 239H3V238H2ZM5 239H6V238H4V240H5ZM29 239H30V240H29ZM55 239H56V240H55ZM238 239H239V237H238ZM240 239H239V240H240ZM31 240H32L34 243L37 242V244H35L36 246H35L34 244L31 243ZM254 240H255V241H254ZM18 241H19V242H18ZM28 241H29V243H28ZM230 241H232V242H230ZM2 242H4V241H2ZM5 242H6V240H5ZM22 242H24V243H22ZM52 242H53V241H52ZM227 242H228V243L230 242L229 245H231L232 248H233V246L235 245L234 248H233V250L231 249V247L227 246V245H228ZM6 243H7V246H9L10 243H9V244H8V242H6ZM6 243H4V244H6ZM18 243H19V245H17ZM40 243H41V242H40ZM49 243H51V242L49 241ZM54 243H55V242H53V244H49V245H56V244H54ZM241 243H242V244H241ZM248 243H249V244H248ZM23 244H25L27 247H26L25 245H23ZM226 244H227V245H226ZM22 245H23L24 247H23ZM42 245H41V246H42ZM57 245L59 246L60 244H57ZM258 245H259V246H258ZM33 246H35V247H33ZM218 246H219V247H218ZM226 246L229 247V248H226ZM39 247H40V244H39ZM51 247L53 248L54 251H53L52 249H50ZM249 247H250V249H249ZM260 247H261V246H260ZM263 247H264V246H263ZM263 247H261V252H262L263 249H264ZM17 248H15V249H17ZM24 248H26V249H24ZM27 248H28V249H27ZM219 248H220V249H224L225 252H224V250H220ZM252 248H254V249H253V252L256 253L255 255H254L253 253L248 254L249 250L252 252V250H251ZM262 248H263V249H262ZM0 249H1V248H0ZM15 249H13V250H15ZM32 249H34V251H32ZM35 249H36V251H35ZM45 249H46V250H49V249H50V250H52V251H51V252L48 251V253L46 254V250H45ZM56 249H57V248H56ZM1 250H3V249H1ZM202 251H203V250H202ZM202 251H200V252H201V253H200L201 255L199 254L198 251H195V252L191 251V252H193L192 255L197 254V253L199 254V255L197 254V255H198V259L196 258V257H197V255H196V257L193 256L191 260H192V261H195V262L197 261L196 263H199V262L201 263L202 258L205 257V256H203V255H205V254L202 253ZM207 251H208V253H207ZM209 251H210V252H209ZM238 251H239V252H238ZM247 251H248V252H247ZM196 252H197V253H196ZM244 252H245V253H244ZM261 252H260V254H261ZM0 253H2V252L0 251ZM41 253H42V254H41ZM49 253H50V256H51V255H55L57 258L59 257V259H57V258H53L54 261L51 260L52 258L48 255ZM66 253H67V254H66ZM224 253H227V254L230 253L229 256H231V257H229L228 255H225ZM233 253H234L235 255H234ZM243 253L245 254L246 257L243 255ZM249 253H250V252H249ZM263 253H264V251H263ZM43 254H44V255H43ZM63 254H65V256H64ZM214 254H215V255H214ZM246 254H247V255H246ZM252 254H253L254 256H253ZM33 255L35 256V257H33V260H34L35 262H33V263L31 262V263H29V261H26V259H28L27 256H28V257L30 256V258H32L31 256H33ZM37 255L40 256V257H37ZM60 255H61L62 257H60ZM210 255H211V254H210ZM210 255H209V257H210ZM249 255H252L253 258H252L251 256H249ZM45 256H46V257H45ZM48 256H49V259H48ZM55 256H54V257H55ZM202 256H203V257H202ZM242 256H244V259H245V260L242 259V258H243ZM0 257H2L1 254H0ZM52 257H53V256H52ZM63 257H66V259H67L68 261H66V259H64ZM207 257H208V256H207ZM207 257H206L205 259H203L202 264H204V260L207 261ZM233 257H234V258L236 257V260H235V259L233 260ZM241 257H242V258H241ZM250 257H251V258H250ZM254 257H256V259H254ZM19 258H20V259H19ZM37 258H38L39 260H38ZM40 258H41V259H40ZM60 258H61V261H60ZM246 258H249V262H247L248 259H246ZM10 259H11V260H10ZM56 259H57V261H56ZM196 259H197V260H196ZM250 259H252V260H250ZM259 259H261L262 261H260ZM15 260H16V261H15ZM22 260H23V262H22ZM198 260H199V262H198ZM243 260H244V261H243ZM253 260H254V261H253ZM255 260H259V261L257 262V261H255ZM13 261H14V262H13ZM64 261H65V262H64ZM212 261H211V263H209V264H212V263H213ZM228 261H229L230 263H228ZM252 261H253L254 263H252ZM51 262H52V263H51ZM99 262H100V261H99ZM233 262H234V263H233ZM237 262H236V263H237ZM245 262H247V263H245ZM250 262H251V263H250ZM38 263H37V264H38ZM46 263H45V264H46ZM200 263H199V264H200ZM205 263L208 264L207 262H205ZM220 263H219V264H220ZM39 264H40V263H39ZM54 264H56V263H54ZM57 264H58V263H57Z\"/></svg>","mask_w":264,"mask_h":264},{"label":"crops","instance_id":"0c3cea01","mask_svg":"<svg viewBox=\"0 0 264 264\" xmlns=\"http://www.w3.org/2000/svg\"><path fill=\"white\" fill-rule=\"evenodd\" d=\"M232 186H233V185H232ZM232 186H230V190H231L233 193L237 194V196L240 195V194L242 195V192H243L244 190H245V191H248L250 194H252V195H251V199H249V197L247 196V194L249 195V193L246 192V193H247V194H246V193L243 192V194H246V195H245V198H244V196H242V198L244 199V201H241V200H242L241 198H240L241 200L239 199V202H241V207H240L241 209L244 207V208H246L247 210H249V208H250V210H251L250 213H249V211H247L246 209H245V210H244V208L242 209V210L245 211L246 213L251 214V212H254L255 210H257V208H259V206H261V205L264 206V202H263V201H264V193L259 194V193L255 192V186H254L253 183L251 184V187L248 186V183H247V185H246V187H244V190H243V191L241 190V187L238 186V185H237L238 187L235 186V185H234V187H232ZM178 188H179V187H178ZM236 188H237V189H236ZM238 188H240V190H239ZM176 190H177V188H175L174 191H173L172 193H174V194H176V195H177V194L182 195V194H184L185 191H188V190H191V192H194V191L198 192V188H197L195 185H192V184H189V183H188V184H185V187H184V190H185V191L183 190L182 193H181V192H180V193H176V192H175ZM178 190H179V189H178ZM178 190H177V191H178ZM237 190H239V191H237ZM241 191H242V192H241ZM178 192H179V191H178ZM189 192H190V191H189ZM189 192H188V193H189ZM169 194H170V193H167V194H160V195L157 194V195H155V196H154V195H151V196L149 197L148 200L138 201V202H135L133 205H129V207H127L126 210H129V209H130V210L126 213V215H125L121 220H118V223L122 224L123 227H126L127 225H128V226H131V224H132L131 222L133 221V215L137 213L138 210H136V209H137L138 207H140V208H142V209L139 210L138 214L141 215V216H139L140 218L136 217V218H138L139 221H138L136 218H135L136 220L134 219L135 222H136V224H135V222L133 221V224H134V225H137V224H138V226H140V225H142V223H144V221H145L147 224L152 225L151 222L154 223V221H156L157 219H158V221H161L160 223H159V222H158V223L156 222L155 224H153L154 227L159 226V230H160V229L162 230L161 233H160V231H159V233H157L156 231H154V230L152 229V230H153L152 232H156L158 235H161V237L158 236V235H156V234L153 236L152 233L148 234V235H150V236H148V235L146 236V238H148V241L151 240L152 237H156V238L158 237V238H160V239L157 238V241L154 240V241H155V242H153L154 245H153L151 242L148 244V245H151V246H150V249L153 248V249L151 250L152 252H153L154 249L157 251V252H155V253H151V252H150V249H149V255L152 254V255L154 256V258H155L154 260H155L156 262H153V261H152L154 264H156V263L159 261V258H158V257H159L160 254H159V255L157 254V253H159V251H158L157 249H159V248L161 249V250H160V253H161L162 250H163V251L165 250L164 252H166V251L168 252V248H169L168 245H169V244H170V246L173 247V245L175 246L177 243H180L178 246L176 245V246L173 247V248L170 247V249H172V250L169 251L170 254H171V251L173 252L172 254H174L175 251H176L175 253L179 254V251H181V253H183L182 255H184V254H186V253L188 254V252H185V251H188V250L186 249V246H185V245H187V248L189 249V252H191V251H198V249L201 250V249H200L201 246H202V248H203V247L205 248V249H203V250H206L207 248L209 249V247L215 245V244H216L215 242H217V240H218V241L220 240V239H217V237H218V238H220V237L217 236V234H215V236H217V237L215 238V239H216L215 242H214V241H212V242L210 241L211 238L214 239V235H212V236L210 237L209 232H207L206 230H208V229H209V230H215V229H214V226H215V228H216V226H217V224L219 223V221H216V220L212 219V218L210 217L211 215H210V212H209V211L206 210V212H205V209L203 210L202 207H200V206H195V205H197V203L194 201V199H196V198H195V194H194V198H193V200L191 199V198L193 197V195H189V194H188V195L186 196V194H185V197H186V198L188 197V199L191 200V201H188V200H187L186 204L188 203V205L190 206V208L193 206V207L191 208V210H193L194 207H195L194 210L197 209V212L194 211V210L192 211V212H196V213H195V214H196V217H195L194 219H196L197 217H199V218H197V219H200V218L202 217V218H201L202 220H194L193 217H194L195 215H194V216L192 215L193 213L191 212V210H190L189 215H190L192 218L188 217L189 215H188V211L186 210V208L188 209L189 206H187V205L185 204V200H186V199L184 198V195H183V197L179 195L178 198H175L176 196L174 197V195H173V197L170 196V198H172V199H168L169 197H168V198L166 197V200L168 199L169 202L162 201V200H165L164 197H165V196H169ZM192 194H193V193H192ZM171 195H172V194H171ZM260 195H261V196H260ZM177 196H178V195H177ZM180 197H182V199H179ZM239 197H240V196H239ZM239 197H238V198H239ZM253 197H254V199H252ZM161 198H162V199H161ZM163 198H164V199H163ZM160 199H161V200H160ZM174 199H178L179 201H181V200L183 201V199H185V200H184V202L181 201L182 203L179 202V203H181V205H179L178 208H177V206H175V205H173V204L178 205L179 203H176L177 201L174 202ZM246 199H248V200L250 201V203L248 202V200L246 201ZM149 200H150V201H149ZM158 200H160V201H158ZM170 200L173 201L174 203H173V202H170ZM193 201H194V203H196V204H194ZM158 202H161V203H158ZM190 202L193 203V205H192ZM247 202H248V203H247ZM183 203L186 205V208H185V209H184V206H185V205L182 206ZM216 203H217L216 200H213V201H212V207H213V209H215V204H216ZM145 204H146V205H145ZM160 204H161V205H160ZM163 204H166V205H163ZM245 204H246V205H245ZM248 204H249V205H248ZM258 204H259V206H258ZM155 205H156V206H155ZM159 205H160V207H159ZM247 205L249 206V208L247 207ZM130 206H134V208L132 207L133 210H131L132 208H131ZM135 206H136V207H135ZM137 206H138V207H137ZM162 207L165 208L164 210H166L168 213L165 211V212H166V214H165V213H164V210H163ZM125 208H126V207H125ZM143 208H144V209H143ZM161 208H162L163 211H160ZM173 208H176V209H175L176 211H174ZM138 209H139V208H138ZM156 210H157V211H156ZM172 210H173V211H172ZM188 210H189V209H188ZM198 210H199L200 212H199ZM150 211L153 212L152 216H154V215H156V216H154V217L149 216V215H151V214H150V213H151ZM135 212H136V213H135ZM203 212H204V213H203ZM157 213H158V214H157ZM183 213H185V214H187V215H184ZM198 213H199V214H198ZM200 213H201V215H202V214H203V215L201 216ZM118 214H119V213H118ZM118 214H117L116 216H118ZM181 214H182V215H181ZM205 214H206V215H205ZM252 214H253V213H252ZM157 215H158V216H157ZM246 215H247V214H246ZM136 216H137V215H136ZM186 216H187V217H186ZM208 216H209V217H208ZM114 217H115V216H114ZM161 217H162L163 219H167V218H168V219H167L168 221H167V220H165V221H164V220H163V221L160 220ZM180 217H182V218H184V219H181ZM206 217H207L208 219H207ZM247 217H249V216L247 215ZM112 218H113V217H112ZM172 218H173L174 220H178V219H179V220H182L183 223H181V224L183 225V227H185L184 230H183L182 225L180 224L181 221H179V220H178L179 222L177 221L179 224H176V223H175L174 225H173V224L171 225V222L174 223V221L172 220ZM175 218H176V219H175ZM209 218H210V219H209ZM251 218H252V215H251ZM113 219H114V220H111V218L109 219V221L111 220V221H110V222H111V225H110V222L107 223L108 225L106 224L107 226H104L106 222H103V223H102V233H103L102 238H103L104 241L108 242L109 244H111L113 240H112L111 238H110V239H109V238H106L105 235H104V233L107 234V230H108L109 232L112 230V228H113V227H112V226H113V223L116 221V218H113ZM205 219H206V220H205ZM185 220H188L189 222H191L190 224H189V222H188V224H189L188 226H190V225H193V226H199L198 224H200V223L204 220V222H202V223H205V224H202V226H204L206 229L203 228V229H205V230H202V229L200 228L201 225H200L199 227H196L197 229H196L195 227H193L194 229H193V228H190V227L188 228V226H185V224H187V222H186V223L184 222ZM137 221H138V222H137ZM200 221H201V222H200ZM175 222H176V221H175ZM169 223H170V224H169ZM195 223H196L197 225H195ZM165 224H166V225H165ZM167 224H169V226H168ZM109 225H110V226H109ZM153 226H152V228H154ZM170 226L174 227L175 229L171 227V228L174 229V230H173V231H170V230H172L171 228L168 229ZM135 227H136V226H135ZM149 227H151V226H149ZM176 227H180V230H181V231H180L179 229H177ZM191 227H192V226H191ZM187 228H188V229H187ZM109 229H111V230H109ZM149 229H150V228H149ZM155 229H156V228H155ZM186 229H187V230H186ZM195 229L197 230V231H195L196 233H197V232L199 233V232L202 231L203 234L201 235V233H200L199 235H201L202 237H205V236H206V238L203 239V238L201 237V238H202V239L200 238V239L202 240V241H201V240L199 239V237H200L199 235H198V237H196V236L194 235L195 237L193 236V238H195V240H193V238L191 237V235H192V233L194 232ZM198 229H199V231H198ZM200 229H201V231H200ZM145 230H147V229H145ZM145 230L139 231V232L137 233V234H140V235L142 234V235L140 236V238H142V237L144 236L143 234H147V233H148L149 230H148V231H145ZM150 230H151V229H150ZM188 230H191V231L188 232ZM192 230H193V232H192ZM144 231L147 232V233H144ZM157 231H158V229H157ZM163 231H165V232L168 231V232H166V234H163V233H162ZM169 231H170V232H173V234H174V232H175V234L173 235V236L177 237V238H174L175 240H176V239H179L178 242H177V240H176V244H174V243H175V240L172 239V241H171V238H170L171 233H170ZM140 232H143V233H140ZM165 232H164V233H165ZM182 232H184V233L187 232V234H189V233L191 232V233L189 234L190 237L185 236V237L187 238V240L183 238L184 240L188 241V243H186V241H185V242H179L180 239H182V235H180V233H182ZM195 232H194V233H195ZM206 232H207L208 234H207ZM196 233H195V234H196ZM151 234H152V236H151ZM162 234H163V235H162ZM178 234H179V235H178ZM210 234H211V233H210ZM135 235H136V234H135ZM135 235L133 236V238L138 236V235H136V236H135ZM165 235H166V237H165ZM177 235H178V236H177ZM204 235H205V236H204ZM122 236H123V235H122ZM163 236H164V237H163ZM168 236H169V237H168ZM179 236H181V238H180ZM149 237H150V238H149ZM171 237H172V236H171ZM178 237H179V238H178ZM133 238H132V239H133ZM138 238H139V236H138ZM138 238H135L134 242H136V243L140 242V241H138ZM140 238H139V239H140ZM156 238H155V239H156ZM196 238H198V239H196ZM142 239H143V238H142ZM144 239H145V236H144ZM144 239H143V240H144ZM153 239H154V238H153ZM190 239H191V240H190ZM206 239L209 240L210 243H206V242H207ZM213 239H212V240H213ZM146 240H147V239H146ZM158 240H159V241H161V240H162V241H163V240H166V241H168V242H170V243L168 244V242H167V245H166V244H165L166 242L164 241L165 243L163 242L164 244L162 243V245H166V246H164V247H163L162 245H161V246H157L158 244H156V242L158 243V242H159ZM203 240H205V242H204ZM122 241L124 242L123 238H121V242H119L118 244L123 243ZM151 241H152V240H151ZM190 241H191L193 244H192ZM193 241L197 243L198 248L195 247V246H197V245H196V243L194 244ZM219 242H220V241H219ZM219 242H217V243H219ZM211 243H212V244H211ZM159 244H160V243H159ZM184 244H185V245H184ZM200 244H201V245H200ZM210 244H211V245H210ZM180 245H181V246L183 245L182 248L185 246V247L183 248V250L185 249L184 252H183V250H181L180 248H179L180 250L178 249V247H180ZM199 245H200V247H199ZM209 245H210V246H209ZM191 246H192V247H191ZM157 247H159V248H157ZM166 247H168V248L166 249ZM175 248H177L178 251L175 250ZM190 248H192V249L190 250ZM155 250H154V251H155ZM163 251H162V253H164ZM181 253H180V255H181ZM189 254H190V253H189ZM153 256H152V257H153ZM107 257H108V258L105 259V263H106V264H112L113 262L116 264V259H117V258H115V257H111V256H108V255H107ZM109 257H110V261H111L110 263H109ZM152 257H151V260H153ZM105 258H106V257H105ZM111 258H112V259H111ZM113 258H115V259H113ZM103 259H104V258H102V262L104 261ZM100 260H101V259H100ZM100 260H98V261H100ZM114 260H115V261H114ZM117 261H118V264L121 262L119 259H117ZM100 262H101V261H100ZM102 262H101V263H102ZM169 262H170V261H169ZM175 262H176V261H174V260H173V262H172V259H171V263H169V264H173V263H175ZM105 263H103V264H105ZM120 264H121V263H120ZM175 264H179V263H175Z\"/></svg>","mask_w":264,"mask_h":264}]
</instances>
